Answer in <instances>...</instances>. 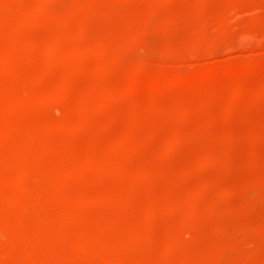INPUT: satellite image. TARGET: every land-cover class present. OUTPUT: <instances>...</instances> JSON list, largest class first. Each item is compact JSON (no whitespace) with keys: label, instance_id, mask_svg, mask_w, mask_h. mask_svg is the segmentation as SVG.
I'll return each mask as SVG.
<instances>
[{"label":"rangeland","instance_id":"1","mask_svg":"<svg viewBox=\"0 0 264 264\" xmlns=\"http://www.w3.org/2000/svg\"><path fill=\"white\" fill-rule=\"evenodd\" d=\"M4 1V0H3ZM13 0H11V2H12ZM42 1V2H41ZM59 1V2H58ZM61 1V2H60ZM80 2V1H82V6H83V4L84 3H89L90 1H92V0H56V2L55 3H53L52 2V4H50L51 6H49L48 5V8L47 9H49L48 11H53V13L54 12H57V14H59V13H62V14H65V16H64V19H57V21H54V20H56V19H54L53 20V18L54 17H52V20H49L50 22L52 21L53 23H48V20H47V17H48V19H49V17H51V16H49V15H46V16H44V17H46V18H44V22H42V23H44L45 25H42L41 24V26H44V27H41V28H39V27H36L35 29H34V27L33 26H31L32 27V29L30 30L29 28H30V26H27V27H29V28H27V27H25L24 26V24H23V22L21 21V20H17V21H21V23H19V22H17V21H13L14 23H15V25L14 24H7V23H5L4 21L2 22L1 21V25H3V27L1 26L0 28H3V29H5L6 31H9L8 33H11V35H12V33H17L18 31L20 32V36H21V34H22V36H23V38L25 39V43L26 44H24L25 46H24V48H22V49H18L19 47H17V49H16V47H15V45H17V44H15V43H13V41H15L16 39H13V38H15V37H13L12 38V36H11V38H9V37H6L5 35H1V32H0V47H1V45H3L1 48H0V59H1V62H0V86L2 87V88H4L3 90H8V89H10V88H13L14 87V85L15 86H19V88L18 87H14V90H15V88L16 89H19L18 90V95H24L25 94V96H26V93H29V92H31V93H33L34 91H35V93L36 92H42L41 90L42 89H46L48 92H55L53 89H60L61 88V85L64 87V85L67 87H64V88H66L68 91H69V89H70V96L68 97V96H66V97H68L67 99H68V101L67 100H64V101H66L65 103L64 102H61V99H60V102H56V100L53 102L54 103V105H53V103L52 104H50V106H47V107H38V104H36L37 106H35V104L33 105H31V106H33V107H29V105H28V107H23V110L24 111H20V113H19V111H18V113H13L14 111L13 110H11V112L9 111V113H7L6 111L7 110H5L6 108H4V106H3V108H4V111L2 110V108H1V110H2V112L4 113V112H6L3 116H4V118H6L8 115H9V118L11 119L10 121L12 122V120H14V123L16 124V122L19 120L20 122H26V125H23V124H20L21 125V128L19 127V138L20 139H22L23 138V140H25L26 138H29V136H30V133H32V131H33V129L35 128V126H34V124H39V125H45L44 127L46 128V125H49L50 124V121H51V123L52 122H54V123H56L57 122V124H59V123H61L65 118L64 117H66V116H64V113L66 112L64 109H66V107H67V109L66 110H68L67 112V116L69 117V115H71L70 117H73L72 119H73V122H74V119H77L75 122H74V125L72 126V127H66V129L64 128V129H58V127L54 130V131H52L51 130V128H50V126H49V128H50V130L48 131V129H47V131H45L44 133H43V138H45V143H47L48 142V144H50V149H49V151H50V154L52 153V152H54V154L52 155L54 158H55V155L57 156L58 155V153L59 154H63V152H64V154L65 153H68L70 150V148H69V145H70V143H76V144H74V148H75V150H77L79 153H78V155H81V156H83L85 153H89L88 151H87V149L89 148H91V146H94L95 147V145L96 146H98V147H100V144H102L103 146L101 147V151L97 154V155H99V158H100V160L105 164V166H106V168H109L110 167V170L112 171V167H117V165H120V164H124V165H126V166H128V165H130V167L131 166H133L132 168H130L131 170H134L135 172L136 171H140V172H142L141 170H147V168L149 169V171L150 170H152L153 171V173L155 172V171H157V172H160V171H162L161 169H163L164 168V170L162 171L163 172V174H165L166 172H169V170L171 169V170H174L173 171V173H172V171H171V173L169 172V174L167 173L166 175H169V176H167L168 177V179L169 180H172V181H169L168 179H167V177H162L161 179H162V181L161 180H159V178L157 179V177L156 178H153V179H157V180H153L152 179V183H153V187H152V183H151V181L149 182V185L147 186V185H145V184H147V183H145V184H143V183H141V186L139 187V191H137V190H135L134 188V186H133V183L132 182H134V181H131V179H130V181L131 182H129V181H127V182H121L122 180H119V178L117 177V174H115V173H111V174H109V176H108V173H107V177H105L104 175L106 174H100V175H102V179H100V177L97 179V177L96 176H94L93 175V172H94V169L92 168H90V170L89 169H87L88 171H90V172H88V171H86V173L88 172L89 173V177H88V180H87V183H85V185L87 184V185H90V187H88L87 185L85 186L84 185V187L85 188H83V190H84V192L86 191V189H87V192H85L86 194L88 193V195H89V197H90V195H91V201L88 203V205L86 204L85 205V207L84 206H81V205H78V204H71V203H69L70 205H68V206H66L65 204H63V205H58V206H56V207H54L53 209H51V210H49L47 213L45 212V211H43V212H41L42 214V216L43 215H46L47 214V216H49V215H53V213L54 214H56V213H58V212H66V211H70V212H72L73 211V209H77V211H79V213L81 214V213H86V215H89L87 218L85 217V219L87 220V221H90V223H91V225H93L92 223L93 222H91V217L93 218V219H96V217H97V219L98 218H100V219H103L102 221H106V222H108L109 220V216H111L112 215V212H113V210L111 209H109L108 207L109 206H107V205H103V204H101V203H99V199L101 198H104L103 196L105 195H107V197H108V194L110 193V194H113L114 192L115 193H118V192H120L121 193V191L122 192H127L126 194H127V196L129 195V197H131V200L132 199H134V198H136L137 200H139L141 203H142V205L144 206L145 205V202L147 203V201L149 200V198H148V200H146V198L147 197H145V196H148L149 195V193H150V191L151 190H153L151 193H150V195L149 196H151L150 198H151V200H153L154 201V203H156V204H158V203H162V205H163V208L165 207V209H163V210H161L162 211V214H161V216L159 215V218H158V220H155L156 222H154L155 224H154V226H155V230L156 231H158V232H161L162 231V229H163V231L164 230H167L166 228H169L171 225L173 226L171 229H173V228H175V227H177L178 225L180 226L179 228H177V229H180L179 230V232L180 233H182V230L181 229H183V228H186L188 225H185V216H186V211H188V210H186L185 208H184V206H182V207H180V208H177L176 209V211H174L173 213L171 212V211H173L172 209V206L170 205V203H172V202H175L176 204H178V202L179 201H181V199L184 197V196H186V194L188 193V194H190L192 197H194V195H193V193H195V191H196V189L198 190V188H200V184L201 183H204V182H206V183H208V184H210V182L213 184V185H215V186H217L218 185V189L220 188L221 190H218V189H215V190H212V191H210V189H209V191H208V196L211 198V196L213 195V193L214 194H216V193H218V191H220L219 193H222L221 195L220 194H216L215 196H217V195H219L218 197H216L218 200L217 201H219V203L221 204V203H223V205H221L223 208L222 209H224V211H226V212H222V211H214V212H210L209 210V204H208V202L207 201H198V202H196V204L197 205H199V209H201L200 210V218H202L204 221H205V227H202V225H201V227H199V225L200 224H197L198 222L197 221H195V225H194V227L191 225V227H193L191 230H193V231H191L192 232V234L194 235V236H192V234H191V232H190V237H196L195 239H201V243H202V245H203V241L202 240H204V242H207V241H210V240H212V241H214L213 242V244L216 242V243H218V244H216L215 243V245H219V244H221V243H225V244H232L235 240H237V239H234V237L236 236V234H239V232H241L242 230V232H244V234L242 233V235H244L245 237H246V235H247V237H251L249 240H252V241H250L255 247H257V248H262V250L264 249V194L262 195V193H260V191L261 190H263L262 188H260L259 189V185L258 186H256L257 185V183L256 184H253V182H257V180H258V178L257 177H259L260 178V176H262V172H264V170H262L261 169V171H260V167H255V168H258L256 171H254V167L253 166H251V164L252 163H250V161H251V159H248L247 158V156H250V155H248V148H249V141H245L244 139H246L247 137H248V133H253V132H251V131H253L254 129H256L257 128V125H259V124H257V123H260L262 120L264 121V96H263V98H261V100H260V98L259 99H257V100H251L252 99V97H250V95H246V97H244V95L242 96V95H240L242 98H240L239 97V94H237V91L235 92V90H234V87H235V85H239V82L240 83H247V84H250V88L252 87V88H254V85L253 84H255V87L257 86V84H259L258 83V81H257V79L260 81V76H261V78L262 77H264V63H263V61H264V0H227V1H224L223 0V2H222V0H216V3H215V0H205L206 1V3H204L203 1L204 0H202V2L201 1H199V0H187V4H186V0H176V2H175V0H130V1H128V0H124L123 2H122V0H97V2L98 3H96V2H94V3H96L95 5H93V10H90L91 8H88L87 7V5H85V6H83L84 8L86 7V9H88V10H85V9H83V7H82V9L80 10V9H76L75 11H76V15H79L78 17L74 14V9L72 8L75 4H77L78 2ZM86 1V2H85ZM115 1H117V2H115ZM139 1V2H138ZM155 1V2H154ZM183 1H184V3H183ZM2 2V1H1ZM9 2H10V0H9ZM10 2V5L12 4L13 5V7H14V9L12 8V10H16V9H18L17 11H18V13H25L24 11H23V9H32L33 8V13H35V15H36V17H35V15H34V18H36V20H39V21H41V16L43 17V13H42V9L44 10V9H46L45 7H47L46 6V4H45V6H44V3H43V0H14L12 3ZM37 2V3H36ZM66 2V3H65ZM77 2V3H76ZM108 2V3H107ZM196 2H198V3H196ZM222 3V4H219V3ZM228 2V3H227ZM236 2V3H235ZM246 2V3H245ZM248 2V3H247ZM259 2V3H258ZM8 3V2H7ZM43 3V4H42ZM93 3V4H94ZM111 3V4H110ZM124 3V4H123ZM137 3V4H136ZM208 3V4H207ZM210 3L212 4V8H210ZM244 3V4H243ZM251 3V4H250ZM2 4V5H1ZM9 4V3H8ZM35 4H36V6H35ZM42 4V5H41ZM61 6H60V5ZM90 4V3H89ZM113 4V5H112ZM121 4V5H120ZM123 4V5H122ZM131 4V5H130ZM140 4H142V6H143V8H142V6L140 5ZM183 4H184V6H183ZM213 4H214V6H213ZM215 4H219V6H216L215 7ZM233 4V5H232ZM243 4V5H242ZM246 4H248V6L246 5ZM250 4V5H249ZM261 6H260V5ZM31 5H32V7H31ZM39 5H41V6H39ZM71 5V7H68V6H70ZM110 5V6H109ZM116 5V6H115ZM126 5V6H125ZM156 5V6H155ZM222 5H224V6H222ZM245 5L247 6V8H249V11H248V9L245 7ZM0 6H4L3 5V2L2 3H0ZM35 6V7H34ZM39 6V7H38ZM53 6V7H52ZM67 6V7H66ZM78 6H81V5H78ZM109 6V7H108ZM131 6H132V9H131ZM183 6V8H181ZM203 6V7H202ZM233 6V7H232ZM244 6V8H242ZM37 7V8H36ZM41 7V8H40ZM44 7V8H43ZM112 7V8H111ZM127 7V9H125ZM159 7V8H158ZM184 7H186V9L184 8ZM190 8V10H189V8ZM206 7V8H205ZM209 7V8H208ZM217 7H221V8H217ZM227 7V8H226ZM234 7H237V8H234ZM34 8H36V10L38 9L39 10V8L41 9V10H39L38 12V15H40L39 17H38V15H37V13H36V10L34 9ZM66 8V9H65ZM76 8V7H75ZM79 8V7H78ZM107 8V9H106ZM118 10H117V9ZM147 8V9H146ZM193 8H195V9H199V11L198 10H196L195 11V9H193ZM204 8V9H203ZM208 8V9H207ZM0 9H2V8H0ZM69 9L71 10V11H69ZM95 9V10H94ZM129 9V10H128ZM209 10V11H207V10ZM214 9V10H213ZM227 9V10H226ZM230 9H231V11H230ZM239 9H240V11H239ZM258 9V10H257ZM263 9V10H262ZM132 10V11H131ZM141 10V11H140ZM192 10H194V12L192 13ZM252 10V11H251ZM255 10V11H254ZM1 11V10H0ZM21 11V12H20ZM26 11V10H25ZM130 11V12H129ZM158 11H159V13H158ZM174 11V12H173ZM178 11V12H177ZM182 11V12H181ZM184 11V12H183ZM190 11V12H189ZM207 11V12H206ZM220 11V12H219ZM239 11V12H238ZM2 12L3 13H7V11H4L3 9H2ZM30 12H32V10L30 11ZM78 12V13H77ZM91 12V13H90ZM114 12V13H113ZM117 12H118V14H117ZM142 12V13H141ZM152 12V13H151ZM186 12H189V13H186ZM217 12V14H216V16H215V13ZM228 12V13H227ZM241 12V13H240ZM251 12V13H250ZM254 12V13H253ZM261 12H263V13H261ZM32 13V14H33ZM51 13V12H50ZM53 13H52V15H53ZM139 13V14H138ZM165 13V14H164ZM199 13V14H198ZM205 13V15H203V14ZM208 13V14H207ZM225 13V14H224ZM226 13H227V20H224V17H226ZM258 13V14H257ZM1 14V13H0ZM42 14V15H41ZM56 14V13H55ZM67 14V15H66ZM87 14V15H86ZM107 14V15H106ZM110 14V15H109ZM125 14V15H124ZM130 14V15H129ZM141 14V15H140ZM161 14H163L162 16H161ZM167 14V15H166ZM183 14V16H181V15ZM189 16H188V15ZM192 14V15H191ZM198 14V15H197ZM201 14V15H200ZM224 14V16H222ZM230 14V15H229ZM233 14V15H232ZM237 14V15H236ZM239 14V15H238ZM4 15V14H3ZM3 15L1 14V16L3 17ZM6 15V14H5ZM8 15V14H7ZM6 15V16H7ZM61 15V14H60ZM92 15V16H91ZM106 15V16H105ZM127 15H129V17L131 16V21H132V23H130V24H128L129 22H131L130 21V19H128L129 17L127 16ZM165 15V16H164ZM171 15V16H170ZM178 15V16H177ZM179 15H180V17H179ZM210 15H212V16H210ZM235 15V16H234ZM242 15V16H241ZM246 15V16H245ZM257 17H256V16ZM134 16H135V18H134ZM138 16V17H137ZM177 16V17H176ZM198 16H199V18H198ZM203 16H206V17H204L203 18ZM216 18H215V17ZM233 17V19H232V17ZM240 17V18H238V17ZM255 16V17H254ZM2 17H0V19H3ZM80 17V18H79ZM94 17V18H93ZM120 17V18H119ZM128 17V18H127ZM177 19H176V18ZM180 18V20H179V18ZM184 18V20L182 19V18ZM190 17L192 18V20L190 19ZM8 18V16L6 17V19H5V17H4V19H5V21L6 20H8L7 19ZM69 18V19H68ZM89 18V19H88ZM115 20H114V19ZM160 18V19H159ZM164 18V19H163ZM173 18V19H172ZM194 18V19H193ZM213 18V19H212ZM242 18V19H241ZM243 18H246V19H243ZM3 19V20H4ZM51 19V18H50ZM83 19V20H82ZM105 20V21H103V20ZM117 19V20H116ZM171 19H172V21H171ZM185 19H187L186 21H185ZM221 19H223V23L224 24H222L221 22H222V20ZM241 19V20H240ZM35 20V19H34ZM35 20V21H36ZM58 20H60V21H58ZM95 20V21H94ZM107 20V21H106ZM141 20V21H140ZM148 20V21H147ZM182 20V21H181ZM215 20V21H214ZM233 20H234V22H233ZM246 21V22H244V21ZM34 21V22H35ZM38 21V22H39ZM66 21V22H65ZM101 21V22H100ZM114 21V22H113ZM177 21V22H176ZM178 21H179V23H178ZM226 21V22H225ZM231 23H230V22ZM243 21V23L241 24V22ZM7 22V21H6ZM11 22V21H10ZM16 22L17 23H19L18 25H16ZM60 22H61V24H60ZM96 22V23H95ZM124 22V23H123ZM134 22V23H133ZM135 22L137 23V24H135ZM153 22V23H152ZM174 22V24H172ZM185 22V23H184ZM191 24H190V23ZM210 22V23H209ZM238 22L240 23V24H238ZM12 23V22H11ZM40 23V22H39ZM38 23V24H39ZM95 23V24H94ZM99 23V24H98ZM147 23V24H146ZM211 24V25H209V24ZM216 25H215V24ZM254 23H255V25H254ZM20 24H22L23 26H24V29H23V26L22 25H20ZM36 24V23H35ZM57 24V25H56ZM59 24V25H58ZM72 24V25H71ZM74 24H77L76 26L74 25ZM104 24V25H103ZM118 24H119V27H116V25L118 26ZM165 24L167 25V26H165ZM170 24V25H169ZM189 24V25H188ZM218 24V25H217ZM233 24V25H232ZM236 24V25H235ZM245 24H246V26H245ZM253 24V25H252ZM6 25V26H5ZM12 25V26H11ZM37 25V24H36ZM56 25V26H55ZM68 25V26H67ZM71 25V26H70ZM75 27H74V26ZM99 25H101V26H99ZM108 25V26H107ZM134 25H135V28H134ZM139 25V26H138ZM150 25V26H149ZM178 25V26H177ZM184 27H183V26ZM191 25V26H190ZM196 27H195V26ZM242 25V26H241ZM248 25V26H247ZM10 26H11V28H10ZM21 28H20V27ZM55 26V27H54ZM72 26L77 30L78 29V32L77 31H75L74 30V28H72ZM94 26V27H93ZM104 26V27H103ZM113 26H114V28H113ZM143 26V27H142ZM175 26H176V28H175ZM186 26V27H185ZM222 26H224V27H222ZM241 27V30H240V27ZM6 27V28H5ZM59 27V28H58ZM89 27V28H88ZM101 27V28H100ZM131 27V28H130ZM150 27V28H149ZM166 27H169V28H166ZM181 27V28H180ZM210 27V28H209ZM227 27V28H226ZM245 27V28H244ZM27 28V29H26ZM72 28V29H71ZM80 28L82 29V30H80ZM111 28H112V30H111ZM119 30H118V29ZM130 28V29H129ZM148 28V29H147ZM185 28H187V32H186V29ZM219 28V29H218ZM248 28V29H247ZM29 29V30H28ZM93 29H95V30H93ZM102 29V30H101ZM115 29V30H114ZM126 29H127V31H126ZM150 29H151V31H150ZM172 29V30H171ZM244 29H245V33H243L244 32ZM40 30H43V31H40ZM74 30V31H73ZM90 30H92V31H90ZM117 30V31H116ZM139 30V31H138ZM146 30V31H145ZM149 30V31H148ZM198 30V31H197ZM202 30V31H201ZM230 30V31H229ZM252 30V31H251ZM17 31V32H16ZM47 31V32H46ZM55 31V32H54ZM62 31V32H61ZM82 31V32H81ZM88 31V32H87ZM128 31H130V32H128ZM137 32V33H134V32ZM142 31V32H141ZM170 32V34H169V32ZM184 31V32H183ZM195 31V32H194ZM224 31V32H223ZM228 31V32H227ZM18 32V33H19ZM22 32V33H21ZM35 32V34H33ZM51 32V33H50ZM64 32V33H63ZM91 32V33H90ZM102 32V33H101ZM107 32V33H106ZM108 32H110V33H108ZM180 32V33H179ZM201 32L203 33L204 32V34H201ZM216 32H218V33H216ZM17 33V34H18ZM40 33V34H39ZM57 33V34H56ZM88 33V34H87ZM104 33H105V35H104ZM131 33V34H130ZM186 33H187V35H186ZM212 33V34H211ZM26 34V35H25ZM42 34H43V36H42ZM48 34H50L49 35V37H48ZM55 35V37H54V35ZM77 36H76V35ZM80 34V35H79ZM96 34V35H95ZM156 34V35H155ZM163 34V35H162ZM180 34V35H179ZM186 35V36H183V35ZM199 34V35H198ZM215 34V35H214ZM242 34V35H241ZM245 36H244V35ZM18 35V36H19ZM34 35V36H33ZM108 35V36H107ZM225 35V36H224ZM228 35V36H227ZM5 36V37H4ZM14 36V35H13ZM22 36L20 37L22 40H23V38H22ZM36 36H39V37H36ZM44 36H45V39H44ZM75 36V37H74ZM85 36V37H84ZM92 36V37H91ZM100 36H103V37H100ZM107 36V37H106ZM126 36V37H125ZM182 36H183V38H182ZM189 38H188V37ZM201 36H203V37H201ZM230 36V37H229ZM233 36V37H232ZM235 36V37H234ZM249 36V37H248ZM26 37V38H25ZM43 37V38H42ZM66 37H68V38H66ZM77 37V38H76ZM93 37H95L94 39H93ZM130 37H131V39H130ZM198 37V38H197ZM219 37V38H218ZM223 37V38H222ZM228 37V38H227ZM245 37V38H244ZM248 37V38H247ZM8 38V39H7ZM57 38H60V41H59V39L58 40H56ZM86 40H85V39ZM105 38H109L110 40H111V43H112V41H113V43L112 44H110V46L111 47H109V48H111L110 50H109V52H108V58H107V61L106 62H108L110 65H116V64H119V65H122L121 66V69L119 68V69H116V67H114L113 69H112V71L110 70V72H106V71H103V72H101V68H102V66H104L103 64H105L104 62H103V59H102V57L100 58V56L96 53V52H92V49H91V46H89V45H87V46H89L90 47V49L91 50H88V49H85L84 51H81V53L79 54V50H83V46H84V48L86 47V43H87V41L89 42L90 41V43L93 45V46H97V44L101 41V40H103V39H105ZM169 38V39H168ZM11 41H10V40ZM42 39V40H41ZM47 39V40H46ZM63 39V40H62ZM89 39V40H88ZM108 39V40H109ZM192 39V40H191ZM220 39H222V40H224V42L222 41V40H220ZM233 39V40H232ZM258 39V40H257ZM46 40V41H45ZM48 40H49V42L50 41H53L54 40V43L53 44H55V43H58V42H61V45H62V42H63V45H62V47L61 48H63L62 49V52H64V53H66V51L68 52V53H70V52H72L73 53V51H74V53H73V55L76 57L75 59H72V57H73V55L71 56V58L70 59H72L73 61H69V60H66V61H69L68 63H70V64H68L69 66L68 67H66V65H65V67H64V65H63V63L65 64V60H64V62L63 63H60V64H57V61H55L56 59H51L50 61H47V59H45V57L43 56V54H42V50H44L43 48H44V43L46 42V43H49L48 42ZM55 40H56V42H55ZM62 40V41H61ZM65 40H66V42H65ZM75 40V41H74ZM80 40V41H79ZM84 40H85V43H84ZM110 40H109V42H110ZM190 41V43L188 42V41ZM203 42H202V41ZM216 40V41H215ZM261 40V41H260ZM44 41V42H43ZM58 41V42H57ZM79 41V42H78ZM147 41V42H146ZM167 41V42H166ZM170 41V42H169ZM192 41V42H191ZM218 41V42H217ZM225 41H231L230 42V44H227V43H229V42H225ZM233 41V42H232ZM6 42V43H5ZM15 44L14 46H13V44ZM16 42V41H15ZM77 42V44H75ZM97 42V43H96ZM118 42V43H117ZM125 43V45H124V43ZM142 42V43H141ZM172 42V43H171ZM195 42V44H193ZM197 42V43H196ZM261 43V44H259V43ZM39 43V44H38ZM45 43V44H46ZM80 43V44H79ZM116 43V44H115ZM126 43H127V45H126ZM220 43V44H219ZM9 44V45H8ZM50 44V43H49ZM52 44V43H51ZM60 44V43H59ZM79 44V45H78ZM84 44V45H83ZM109 44V43H108ZM151 44V45H150ZM163 44V46H161ZM166 44V45H165ZM6 47H5V46ZM38 45H39V49H38ZM60 45V46H61ZM121 45H122V47H121ZM157 45V46H156ZM196 45V47H194ZM201 45V46H200ZM11 46V47H10ZM22 46V45H21ZM36 46V47H35ZM46 46V45H45ZM114 46V47H113ZM120 46V47H119ZM152 46V47H151ZM192 46V47H191ZM203 46V47H202ZM222 46V47H221ZM23 47V46H22ZM43 47V48H42ZM138 47V48H137ZM140 47V48H139ZM154 47V48H153ZM170 47V48H169ZM194 47V48H193ZM32 48V49H31ZM35 48V49H34ZM87 48V47H86ZM115 48H116V51H115ZM120 48V49H119ZM124 48V49H123ZM127 48V49H126ZM135 48V49H134ZM174 48V49H173ZM9 49H11V50H9ZM24 49V50H23ZM42 49V50H41ZM77 49H79V50H77ZM118 49H119V51H118ZM145 49V50H144ZM171 49V50H170ZM200 49V50H199ZM4 52H3V51ZM25 50H27L26 52H25ZM30 50V51H29ZM35 50V51H34ZM65 50V51H64ZM94 50H95V48H94ZM111 50H112V52H111ZM132 50V51H131ZM149 50L151 51V52H149ZM166 50V51H165ZM170 50V51H169ZM172 50H173V52H172ZM193 51V53L191 52V51ZM18 52V54L20 55H18V56H16V57H18L17 59V61L15 60V58H14V54L12 53V52ZM20 51V52H19ZM34 51V52H33ZM42 51V52H41ZM79 51V52H78ZM91 51V52H90ZM162 51V52H161ZM164 51V52H163ZM167 51L170 53L169 55H166V54H164V53H167ZM178 51V52H177ZM188 51V52H187ZM202 51V52H201ZM29 52H30V54H34L33 55V58H28L27 59V57H25V56H27L26 54H29ZM38 52V53H37ZM76 52H78V53H76ZM88 52V53H87ZM115 52H117V53H115ZM125 52V53H124ZM154 52V53H153ZM161 52V53H160ZM192 54H191V53ZM195 52H198V54L196 53L195 54ZM7 53H12L11 55H7ZM21 53V54H20ZM135 54V56H137V57H135L134 56V54ZM175 53V54H174ZM177 53V54H176ZM178 53H179V57L177 56L178 55ZM206 53V54H205ZM17 54V53H16ZM22 54H23V56H22ZM39 54V56H37ZM40 54H41V56H40ZM86 54V55H85ZM127 54H129L130 55V58H128V56L129 55H127ZM162 54V56H160ZM168 54V53H167ZM180 54H182V55H180ZM190 54V55H189ZM203 54V55H202ZM205 54V55H204ZM3 55V56H2ZM5 55H6V57H5ZM32 55H29L30 57L32 56ZM80 55V56H79ZM95 55V56H94ZM123 55H125V56H127V58L125 57V56H123ZM174 57H173V56ZM185 57H184V56ZM2 56V57H1ZM90 56H92L91 57V60H97V62L96 61H91V60H89L90 59ZM99 56V57H98ZM172 56V57H171ZM206 56V57H205ZM249 56V57H248ZM262 56V57H261ZM9 57H11L12 59H10ZM35 57V58H34ZM89 57V58H88ZM95 57V59H93ZM136 58V61L134 60L135 58ZM154 57V58H153ZM164 57V58H163ZM167 57V58H166ZM171 57V58H170ZM181 57H183V58H185V59H183V58H181ZM204 57V58H203ZM261 57V58H260ZM7 60H6V59ZM12 61V62H14V61H16V62H14V63H9L8 62V60L9 59ZM81 58V59H80ZM132 58H134V59H132ZM145 58V59H144ZM263 58V59H262ZM4 59V60H3ZM80 59V60H79ZM86 59V60H85ZM102 59V60H101ZM112 59V60H111ZM113 59H115V61H113ZM124 61H123V60ZM133 61H132V60ZM141 59V60H140ZM165 59H167V61L165 60ZM173 59V60H172ZM195 59V60H194ZM205 59V60H204ZM246 59V60H245ZM258 59V60H257ZM9 60V61H10ZM42 60V61H41ZM59 60V59H58ZM63 60V59H62ZM76 60V61H75ZM101 60V61H100ZM119 60V61H118ZM141 62H140V61ZM183 60H185V61H183ZM248 60V61H247ZM262 60V62H260ZM59 61H61V60H59ZM120 61H122V62H120ZM130 61V62H129ZM137 61L139 62L138 63V65H137ZM148 61V62H147ZM199 61V62H198ZM232 61V62H231ZM259 61V62H258ZM8 62V63H7ZM30 62V63H29ZM41 62V63H40ZM43 62V63H42ZM62 62V61H61ZM77 62V63H76ZM80 62H82V63H80ZM92 62V63H91ZM94 62V63H93ZM102 62V63H101ZM116 62V63H115ZM124 62H128L127 64L128 65H126V63H124ZM147 62V63H146ZM202 64H201V63ZM234 62H235V64H237L238 65V67H237V65H234ZM240 62V63H239ZM246 62V63H245ZM252 62V63H251ZM259 64H258V63ZM32 63V64H31ZM54 63V64H53ZM59 63V62H58ZM88 63V64H87ZM108 63H106L107 64V66L109 65ZM122 63H124V64H122ZM225 63V65H223ZM233 63V64H232ZM254 63V64H253ZM261 63H262V65H261ZM4 64L6 65V64H9V65H6V66H4ZM12 64V65H11ZM24 64V65H23ZM44 64V65H43ZM72 64V65H71ZM86 64V65H85ZM132 64V65H131ZM144 64V65H143ZM167 64V65H166ZM198 64H201V65H198ZM205 64H207V65H205ZM210 64V65H209ZM213 64H215V65H213ZM221 64V66H219ZM232 65V66H230V65ZM256 64V65H255ZM18 65V66H17ZM19 65H20V68H19ZM23 65V66H22ZM33 65V66H32ZM39 65V66H38ZM42 65V66H41ZM54 65V66H53ZM81 65V66H80ZM88 65H90V66H88ZM96 65H99V66H96ZM109 65V66H110ZM129 66V67H127V69H125V66ZM163 66L164 67V69L162 68V67H160V68H162V69H160L159 68V66ZM226 65H227V67H226ZM229 65V66H228ZM249 65V66H248ZM12 66H15V67H12ZM22 66V67H21ZM106 66V65H105ZM134 68H133V67ZM140 66H146V68L147 69H144L143 71L142 70H138L137 69V67L139 68ZM165 66H167V67H165ZM187 66V67H186ZM188 66H190V68L188 67ZM208 66V67H207ZM214 66H216V67H214ZM217 66L218 67H220V68H218L217 69ZM6 67V68H5ZM8 67H10V68H8ZM36 69H35V68ZM82 67V68H81ZM86 67V68H85ZM143 67V68H144ZM148 67H150V69L148 68ZM154 67H157L158 68V71H157V69L156 68H154ZM232 67V68H231ZM8 68V69H7ZM12 68H14L13 70H12ZM15 68H17V69H15ZM71 68V69H70ZM89 68V69H88ZM95 70H94V69ZM98 68V69H97ZM103 68H105L106 69V67H103ZM108 68V67H107ZM185 68V69H184ZM227 68V69H226ZM244 68V69H243ZM2 69V70H1ZM52 69V70H51ZM61 69V70H60ZM64 69V70H63ZM109 69H111V67H109ZM140 69V68H139ZM156 70V72L155 71H150V70ZM168 70V72H169V74H168V72L166 71V70ZM171 69V70H170ZM181 69V72L179 71V70ZM187 69H188V71H187ZM200 69V70H199ZM205 71H204V70ZM222 69V70H221ZM229 69V70H228ZM10 70V71H9ZM54 70V71H53ZM90 70V71H89ZM114 70V71H113ZM119 70V71H118ZM182 70L184 71V72H182ZM6 71H8L7 73H6ZM16 71H18V72H20V77H18V74L19 73H16L17 74V76H16V74L14 73V72H16ZM22 71V72H21ZM23 71H25V72H23ZM57 71V72H56ZM66 71V72H65ZM95 71V72H94ZM108 71V70H107ZM117 71V72H116ZM163 71V72H162ZM165 71V72H164ZM186 71V72H185ZM192 71V72H191ZM200 71V72H199ZM212 71V72H211ZM72 72V75L70 74ZM94 72V73H93ZM106 72V73H105ZM128 72L130 73V74H132V72H134V73H136L137 74V79L139 78V76L142 78V79H139V81L137 80V79H133V81H135V80H137L135 83L138 85L137 87H135L136 86V84L134 83V84H130L131 83V80H129L130 78H129V76H130V74L128 75ZM143 72V73H142ZM151 72V74H149ZM154 72H155V74H154ZM162 72V73H161ZM172 72V73H171ZM209 72H211V73H209ZM232 72V73H231ZM10 75H9V74ZM46 73V74H45ZM49 73V74H48ZM64 73V74H63ZM66 73H68V74H66ZM76 73V74H75ZM127 73V74H126ZM146 73V74H145ZM164 73H167L166 75V77L164 76L165 74ZM177 73V74H176ZM262 73V74H261ZM70 74V76H68ZM148 74V75H147ZM152 74H154V76L152 75ZM157 74H159V75H157ZM162 74H164L163 75V77L161 76ZM259 74H261V75H259ZM12 75V76H11ZM15 75V76H14ZM58 75V76H57ZM74 75V76H73ZM77 75V76H76ZM84 75V76H83ZM92 75H95V76H93L92 77ZM100 75V76H99ZM116 75V76H115ZM124 75H126V77L124 76ZM134 75V74H133ZM141 75H144V76H141ZM168 75H169V77H168ZM181 75V76H180ZM251 75V76H250ZM263 75V76H262ZM14 76V77H13ZM97 76H99V77H97ZM109 76H111V77H109ZM113 76V77H112ZM122 76H124V77H122ZM161 76V77H160ZM174 76V77H173ZM257 76L259 77V78H257ZM10 77V78H9ZM16 77V78H15ZM40 77V78H39ZM103 77V78H102ZM106 77V78H105ZM135 77V76H134ZM145 77H147V78H145ZM157 77V78H156ZM185 77V78H184ZM190 77V78H189ZM197 77V78H196ZM213 77V78H212ZM14 78V79H13ZM18 78V79H17ZM20 78V79H19ZM67 78V79H66ZM73 78V79H72ZM76 78V79H75ZM83 78V79H82ZM91 78V79H90ZM93 78V79H92ZM114 78V79H113ZM129 78V79H128ZM149 78V79H148ZM158 78L160 79L159 81H158ZM250 78V79H249ZM9 79V80H8ZM46 79V80H45ZM89 79V80H88ZM110 79V80H109ZM125 79V80H124ZM157 81H156V80ZM163 79V80H162ZM175 79V80H174ZM10 80H12V81H10ZM16 80V81H15ZM22 80V81H21ZM24 80V81H23ZM28 80V81H27ZM38 80V81H37ZM80 80V81H79ZM81 80H82V82H81ZM84 80V81H83ZM93 80V81H92ZM117 80V81H116ZM128 80V81H127ZM246 80V81H245ZM248 80V81H247ZM251 80V81H250ZM3 81V82H2ZM14 81V82H13ZM100 83H99V82ZM125 81V82H124ZM141 81V82H140ZM154 81V82H153ZM160 81H161V83H160ZM250 81V82H249ZM262 81V80H261ZM264 81V80H263ZM262 81V82H263ZM18 82V83H17ZM20 82V83H19ZM32 82V83H31ZM45 82V83H44ZM49 82V83H48ZM93 82V83H92ZM96 84H95V83ZM112 82V83H111ZM114 82V83H113ZM140 82V84H138ZM12 83H13V85H12ZM56 83V84H55ZM120 85H119V84ZM125 85H124V84ZM130 85H129V84ZM146 83V84H145ZM253 83V84H252ZM5 84H6V87H5ZM7 84H8V86H7ZM22 84V85H21ZM30 84V85H29ZM42 84H44V85H42ZM94 84V85H93ZM144 84V85H143ZM218 84V85H217ZM246 84V85H247ZM264 84V83H263ZM263 84H261L260 83V85H263ZM36 85V86H35ZM73 87H72V86ZM75 85V86H74ZM95 85H96V87H95ZM97 85H98V88L100 89L101 87L102 88H104L105 90L107 89V90H110L111 92H113V90H115L116 91V89H117V94H119L118 96L117 95H115V91L113 92V99L116 97V99H114V100H112V98H111V96L109 97L110 99H109V101L110 102H108L107 101V103H106V105H104L103 104V100H99V92H96V90H95V88H97ZM100 85V86H99ZM121 85H122V87H121ZM126 85H128V86H126ZM133 86V87H135L134 88V90L132 91L133 92V94H134V97L136 98V101L138 102V107H137V109H140L141 108V110H139L140 112L137 114V117H139V122H140V120H144L145 121V124H144V121H143V124L141 123V125H143L144 126V131L145 132H142L143 130V128H140V129H138L139 130V132L141 131L142 133H144L143 135L145 136V139L144 140H146L145 141V144L143 145V148H144V146H145V148H144V150H143V148H139L138 150H136V147L134 146V149H135V151L133 150V148L132 147H130V146H132V145H129V147L130 148H132V149H130L129 147H127L125 144V146L127 147V148H122V149H126L125 151L124 150H121L120 152V154H119V152H111L113 149L111 148L112 146H114L115 145V140H122V139H124L125 140V138H124V136H125V134L127 133V131H128V129H127V131H124V130H126V128H129L128 127V124H129V122H130V120L133 118L132 116H133V114H134V116L136 117V113H134L132 110H131V112L130 111H128L130 108L132 109V107H131V101H130V99H131V92H130V88H129V86ZM140 85V86H139ZM198 85V86H197ZM252 85V86H251ZM4 86V87H3ZM53 86V87H52ZM83 86V87H82ZM132 86H131V88H132ZM147 86H148V88H147ZM237 86L235 87V88H237ZM249 86V85H248ZM20 87H21V89H20ZM34 87V88H33ZM37 87V88H36ZM60 87V88H59ZM89 89H88V88ZM107 87V88H106ZM226 87H228V88H226ZM22 88H24V89H22ZM79 88V89H78ZM114 88V89H113ZM116 88V89H115ZM124 89V90H121V89ZM126 88H128V90L126 89ZM1 89V88H0ZM27 89H29V90H27ZM51 89L53 90V91H51ZM78 89V90H77ZM87 89V90H86ZM130 89V90H129ZM136 89V90H135ZM139 89V90H138ZM220 89V90H219ZM231 89V90H230ZM13 90V89H12ZM92 90V91H91ZM95 90V91H94ZM103 90V89H102ZM101 90V91H102ZM104 90V91H105ZM125 90H126V92H130V94H128V93H126L125 92ZM153 90V91H152ZM227 90V91H226ZM252 90V89H251ZM11 91V90H10ZM22 91V92H21ZM67 91V92H68ZM89 91H91L89 94L87 93V92H89ZM123 91V92H122ZM135 91V92H134ZM214 91V92H213ZM219 91V92H218ZM228 91H230V93L228 92ZM5 92V91H4ZM9 91H7V93H8ZM17 92V91H16ZM58 92V91H57ZM81 92V93H80ZM145 92V93H144ZM154 92H155V94H154ZM217 92L219 93V94H217ZM222 92V96L224 95V94H226V96L225 97H223V99H222V101H224V99L225 100H229L230 102L232 101V100H230V98L231 97H233L234 98V100L235 99H237V102H239V103H236L237 105H235V107H238V113H237V115L234 117L235 119V122H234V120H232L231 119V121H226V120H228L227 118H225L224 116H225V111L224 112H221V111H223V110H227V111H229L228 110V108L230 109V105L229 106H227L226 105V103H227V101L226 102H221V103H219V104H222V105H218V102H217V108H218V110H219V113L218 112H216V114L218 113L219 115H217V119H218V121H217V119H216V121H213L212 119H210V121L209 120H207L209 117V115L210 114H213L212 112H209L210 110L208 109V108H211V105H210V107H207L209 104H210V102L209 101H211V102H213V100H212V98H214V97H212V95H221L220 93ZM225 92V93H224ZM226 92H228L230 95H228V96H231V97H228L227 96V93ZM10 93V92H9ZM84 93H86L88 96H90V95H92V97L94 98V99H92L93 100V104H98L97 106H96V110H97V108L99 109V111L97 110V111H95L94 109V112H96V113H93L92 114V116H87L88 118H89V120L91 121V123L92 124H95V125H90L88 122H90V121H88L87 123L89 124V126H87V124H85L84 126H83V122H84V120H83V122L81 123H79L78 124V122L77 121H80V120H82V119H88V118H85V117H83V118H81V116L79 117L78 116V113H76V110H74L73 111V108H76V106H77V104H75L74 105V107H73V104H74V102L76 103L77 102V100H78V98L80 97V95H81V97H82V99H83V97L84 96H82ZM96 93V94H95ZM147 93H149V94H147ZM17 94V93H16ZM120 94H122V95H120ZM152 94H154V95H152ZM7 95V94H6ZM6 95H3L4 97L6 96ZM9 95V97L11 98V95H15L14 94V92H13V94H12V91H11V95L10 94H8ZM7 95V96H8ZM20 95V96H21ZM85 95V94H84ZM127 96L126 98L127 99H125V97L123 98V100H125V101H122L121 99V97L122 96ZM157 95V96H156ZM163 95V96H162ZM205 95H207L208 97V99H209V101H208V99L206 100V101H208L207 103H209V104H206V101H204L206 98H204L205 97ZM214 95V96H215ZM263 95H264V93H263ZM87 96V97H88ZM115 96V97H114ZM120 96V97H119ZM219 96H217V97H219ZM221 96V97H222ZM235 96H236V98H235ZM17 97V96H16ZM15 96H12V98H11V100L12 99H14L15 100V98H16ZM86 97V96H85ZM150 97H154L153 99H151V100H153V101H151L150 100ZM156 97V98H155ZM160 97V98H159ZM165 99H164V98ZM212 97V98H211ZM216 97V98H217ZM220 97V98H221ZM101 99H102V97H100ZM190 98V99H189ZM204 98V99H203ZM215 98V100L216 101H218V100H220V99H216ZM240 98V100L242 99V101H240V100H238ZM2 99H4V98H2ZM7 99V98H6ZM9 99V98H8ZM84 99H87V98H84ZM91 99V98H90ZM89 99V100H90ZM118 99V101L116 102L115 100H117ZM144 99H147V101H151L152 102V105H151V108L153 107L154 109H151L150 108V106H146L147 105V103H146V105L143 103L145 100ZM172 99H174V100H172ZM10 100V99H9ZM73 100H74V102H73ZM88 100V99H87ZM87 100H85L84 102L86 103V101ZM94 100H95V102H94ZM127 100V101H126ZM172 100V101H171ZM119 101H120V103H119ZM143 101V102H142ZM201 101V102H200ZM221 101V100H220ZM3 102H6V101H3ZM2 102V103H3ZM56 102V103H55ZM78 102H79V100H78ZM80 102H81V100H80ZM88 103H91V102H89V101H87ZM146 102V101H145ZM184 102V103H183ZM215 102V101H214ZM230 102H229V104H230ZM241 102H243V104H241ZM246 102V103H245ZM64 103V104H63ZM88 103H86V105H85V107L87 108L88 107ZM109 103V104H108ZM66 104V105H65ZM92 103H91V105H93ZM118 104V105H117ZM186 104L187 105H191V108L192 109H194L195 111L193 112L192 111V113H187L186 111H184V112H186L185 114H184V112H182L183 113V115L180 117V116H178V120L171 114V113H174V111L172 112L171 111V113L169 112L170 110H176L177 111V108H181V107H183L184 106V108L183 109H185L186 107ZM202 104V105H201ZM212 104H214V105H216V102L215 103H212ZM239 104V105H238ZM2 105V104H1ZM4 105H5V103H4ZM64 105V106H63ZM113 105V106H112ZM121 105V106H120ZM180 105V106H179ZM7 106V105H6ZM40 106V105H39ZM126 106V107H125ZM141 106H143V107H141ZM194 108H193V107ZM198 106H201V107H203V109L205 110V112H206V110H207V113L205 114V115H203V113H201L200 111H198V109H202V108H200V107H198ZM221 106H222V108H221ZM226 106V107H225ZM1 107V106H0ZM58 107V108H57ZM91 106H89V108H90ZM160 107V108H159ZM167 107V108H166ZM214 107V106H213ZM225 109H224V108ZM240 107V108H239ZM22 108V107H21ZM43 108V109H42ZM95 108V107H94ZM123 108V109H122ZM216 108V106L213 108V109H215ZM217 108L215 109V110H217ZM220 108H221V110H220ZM44 109H46V110H44ZM61 109H63V110H61ZM90 109H92V108H90ZM104 109H106L105 111H104ZM125 109V110H124ZM136 109V110H137ZM232 109V108H231ZM235 108L234 109H232V113L233 114H235L234 113V110H235V112L237 111ZM250 111H249V110ZM103 110V111H102ZM158 110V111H157ZM180 110V109H179ZM215 110H213V112L215 111ZM254 110V111H253ZM13 111V112H12ZM35 111V112H34ZM40 111V112H39ZM46 111V112H45ZM65 111V112H64ZM80 111V110H79ZM107 111V112H106ZM121 111H123V112H121ZM151 111V112H150ZM1 112V111H0ZM30 112V113H29ZM73 112H74V114H73ZM81 112V111H80ZM79 112V114L81 115L82 113H80ZM87 114H83V115H88V114H90L91 115V112H88V110H86L85 111ZM85 112H83V113H85ZM111 114H110V113ZM115 112V113H114ZM128 112V113H127ZM159 112V113H158ZM164 112L166 113V117H168V115H167V113H169V115L171 114V118L170 117H168L167 119L170 121L171 120V122H172V118H175V120H177L178 122H180V123H178V124H174V123H171V122H168V121H165V117L163 116V115H165L164 114ZM247 113L248 112V114H252L251 116L249 115L248 116V114H244V113ZM125 114V117H123V118H125V119H123L122 118V116H120L121 114ZM194 113V114H193ZM8 114V115H7ZM18 119H14V116ZM41 114V115H40ZM95 114V115H94ZM106 114V115H105ZM131 114H132V116H131ZM181 114V113H180ZM187 114H191V116H189V115H187ZM254 114V115H253ZM25 115V116H24ZM39 115V116H38ZM48 115H50V116H48ZM55 115V116H54ZM66 115V114H65ZM82 115V116H83ZM128 115V116H127ZM150 115H152V116H150ZM201 115V116H200ZM207 115V116H206ZM2 114L0 113V121L2 120ZM6 116V117H5ZM41 116H43V117H41ZM76 116H77V118H76ZM102 116V117H101ZM107 116V117H106ZM124 116V115H123ZM127 116V117H126ZM146 116V117H145ZM205 116V117H204ZM212 116V115H211ZM210 116V117H211ZM222 116V117H221ZM231 116H232V114H231ZM248 116V118H246ZM50 117V118H49ZM98 117V118H97ZM119 117H121V119H123V121L122 120H119ZM132 117V118H131ZM137 117H136V120H138L137 119ZM164 117V118H163ZM230 117V116H229ZM251 117V118H250ZM260 117V118H259ZM261 117H262V120H260L261 119ZM9 118L7 117L5 120H7V124L8 125H12V124H9L8 123V121H9ZM13 118V119H12ZM23 118H26V119H23ZM39 118V119H38ZM61 118V119H60ZM80 118V120H78ZM102 118V119H101ZM131 118V119H130ZM149 118V119H148ZM181 118V119H180ZM190 118V119H189ZM212 118V117H211ZM224 118H225V121H224ZM230 118H233V117H230ZM245 118L247 119V120H245ZM253 118H255V119H253ZM50 119V120H49ZM63 119V120H62ZM95 119V120H94ZM117 119V120H116ZM156 119V120H155ZM256 119H259L258 121L259 122H257V120ZM4 120V119H3ZM66 120V119H65ZM64 120V121H65ZM98 120V121H97ZM101 120V121H100ZM119 120V121H118ZM134 121H135V119H133ZM132 120V121H133ZM148 120V121H147ZM164 121V123H163V121H162V123L161 124H165V127L163 126V125H160V126H157L158 124H157V122H159V121ZM206 120V124L204 125V126H206L207 125V127L206 128H204V127H202L203 126V122ZM242 120V121H241ZM249 120V121H248ZM9 121V122H10ZM40 121V122H39ZM64 121H63V123H64ZM122 121V122H121ZM126 121V122H125ZM134 121L130 124V125H132L133 124V126H134ZM213 121V122H212ZM247 121H248V123H247ZM4 122V121H3ZM2 122V123H3ZM10 122V123H11ZM28 122V123H27ZM34 122V123H33ZM76 122H77V124H76ZM99 122H100V124H99ZM168 122V123H167ZM174 122V121H173ZM176 122V121H175ZM183 122H184V124H183ZM211 122L213 123V124H211ZM218 122V123H217ZM1 123V122H0ZM1 123V124H2ZM13 123V122H12ZM13 123V124H14ZM32 123V124H31ZM46 123V124H45ZM47 123H49V124H47ZM152 123H154V124H156V125H153L152 126ZM160 123V122H159ZM177 123V122H176ZM203 123V124H202ZM230 123V124H229ZM253 123V124H252ZM0 124V128L2 127L3 128V126ZM5 124V123H4ZM7 124H5V125H7ZM140 124V123H139ZM220 124V125H219ZM231 124H232V126H231ZM238 124V125H237ZM23 125V126H22ZM31 125V126H30ZM51 125V124H50ZM60 125H62V123L60 124ZM60 125H58L59 127H60ZM79 125V126H78ZM102 125V126H101ZM104 125V126H103ZM118 125V126H117ZM176 125V126H175ZM218 125V126H217ZM226 125V126H225ZM243 125V126H242ZM246 125H248V126H246ZM30 126V128L29 129H27V127H29ZM34 126V127H33ZM63 126V125H62ZM87 126V127H86ZM127 126V127H126ZM162 126V127H161ZM168 126V127H167ZM216 126V127H215ZM237 126V127H236ZM245 126V127H244ZM253 126V127H252ZM4 127H6V126H4ZM10 127V126H9ZM18 127V126H17ZM42 127V126H41ZM64 127V126H63ZM100 127V128H99ZM131 127V126H130ZM140 127V126H139ZM174 127V128H173ZM183 127V128H182ZM230 127H231V129H230ZM233 127H235V128H233ZM252 127V128H251ZM256 127V128H255ZM13 128V127H12ZM11 128V129H12ZM16 128V127H15ZM25 128V129H24ZM43 128V127H42ZM78 128V129H77ZM133 128V127H132ZM154 128H156V129H154ZM162 128H165V129H162ZM174 129V130H172L173 132L175 131H177V132H180L179 133V135H178V137L180 136H182V138L184 139H180V137H179V143H177L176 145V147H177V150L178 151H172V152H170V151H168V152H165V150H164V148H165V145H164V147H163V144H165L166 143V139L164 138V137H166V135L169 137V135L171 134V133H173L172 131H171V129ZM192 130H191V129ZM203 128V129H202ZM218 128V129H217ZM222 128V129H221ZM14 129V128H13ZM72 129V130H71ZM74 129V130H73ZM77 129V130H76ZM102 129V130H101ZM111 129H112V131H114V132H112L111 131ZM130 129V128H129ZM148 129H149V131H148ZM216 129V130H215ZM228 129V130H227ZM238 129V130H237ZM247 129V130H246ZM250 129V130H249ZM16 130V129H15ZM46 130V129H45ZM121 130V131H120ZM246 130V131H245ZM249 130V131H248ZM25 131H26V133H25ZM31 131V132H30ZM51 131V132H50ZM85 131V132H84ZM108 131V132H107ZM110 131V132H109ZM126 132V133H124V132ZM147 131L148 132H150L151 133V131H155V132H159V134H157V133H153V134H149V133H147ZM165 131V132H164ZM171 132V133H169V132ZM201 131V132H200ZM203 131H204V133H203ZM213 131V132H212ZM15 132V131H14ZM22 132V134L23 135H21L20 133ZM56 132H58V134H55ZM65 132V133H64ZM102 132V133H101ZM119 132V133H118ZM122 132H123V134H122ZM174 132V133H175ZM187 132V133H186ZM206 132V133H205ZM231 132V133H230ZM243 132V133H242ZM16 133H18V132H16ZM102 135H101V134ZM112 133V134H111ZM166 133V134H165ZM215 133V134H214ZM225 133V134H224ZM227 133H230V135H234L235 133H236V138H237V136L240 138V136L242 137V136H244L243 138L244 139H241L242 141L241 142H244L245 144H242V146H240V145H238V147L240 146V148H238V147H236L237 145H234V143L232 142L233 140H231V142H230V140H228L227 138L225 139V137L226 136H228L229 134H227ZM246 133H247V135H246ZM86 134V135H85ZM101 135V137H99L100 135ZM122 134V135H121ZM148 134V135H147ZM161 134V135H160ZM186 134V135H185ZM209 134H212V135H209ZM242 134V135H241ZM17 136H16V138H17V140L15 139V138H12V139H10V142L7 144V142L4 144V148L6 149H4L5 151H8L9 153H10V151H11V153L13 152V150H15V148L14 147H16L15 145L16 144H18V142H19V144H20V142L21 141H18V140H20L19 138H18V134H16ZM21 135V136H20ZM26 135V136H25ZM46 135H48V136H46ZM63 135V136H62ZM88 135V136H87ZM118 135V136H117ZM140 135H141V133H140ZM143 135H141L140 137H143ZM154 135V136H153ZM156 135V136H155ZM185 135V136H184ZM246 135V136H245ZM65 136V137H64ZM105 136V137H104ZM114 136L116 137V138H114ZM139 136V135H138ZM161 136V138H159V137ZM220 136V137H219ZM55 137V138H54ZM58 137V138H57ZM64 137V138H63ZM73 137V138H72ZM107 137V138H106ZM119 137H120V139H119ZM123 137V138H122ZM151 137V138H150ZM158 137V138H157ZM165 139V143L163 142V138ZM192 137V138H191ZM224 137V138H223ZM246 137V138H245ZM100 138V140L102 139L103 141H101L100 142V140H98ZM138 138V137H137ZM144 138V137H143ZM147 138H149V139H147ZM154 140H153V139ZM167 138V137H166ZM200 140H199V139ZM239 138H237V139H239ZM15 139V140H14ZM53 139V140H52ZM75 139V140H74ZM76 139H77V141H76ZM84 139V140H83ZM107 139H108V141L110 142H108L107 141ZM136 139V138H135ZM139 139V138H138ZM157 139V140H156ZM186 139V140H185ZM189 139V140H188ZM222 139V140H221ZM224 139H225V141H224ZM14 142H13V141ZM23 140H22V142L21 143H24L23 142ZM44 140V139H43ZM111 140H112V143H111ZM114 140V141H113ZM155 140H156V142H155ZM162 140V141H161ZM197 142H196V141ZM244 140V141H243ZM65 141V142H64ZM92 143V145H91V143ZM120 141H118L119 143H120ZM140 141H142V140H140ZM182 141V142H181ZM189 141V142H188ZM201 141V142H200ZM12 142H13V144H15L14 146L12 145ZM17 142V143H16ZM43 142V143H44ZM79 142V143H78ZM103 142H106V143H103ZM125 142H126V140H125ZM144 141H142L141 143H143ZM148 142V143H147ZM152 142H155V143H152ZM198 142H200V143H198ZM215 142H216V145H215ZM218 142H219V144H218ZM222 142V143H221ZM248 142V143H247ZM42 143V142H41ZM41 143H39V145L37 146V148L40 150L41 149V145L43 146V144H41ZM122 143V142H121ZM127 143V142H126ZM150 143V144H149ZM152 143V144H151ZM186 143H187V145H186ZM214 143V144H213ZM225 143V144H224ZM7 144V145H6ZM65 144H68V145H65ZM111 144H113V145H111ZM116 144H117V141H116ZM128 144V143H127ZM148 144V145H147ZM193 144V145H192ZM195 144H197V145H195ZM231 144H233L234 146H232ZM235 144H237L236 142H235ZM9 145H10V147H9ZM219 145V146H218ZM262 146L260 147V148H255V146H254V148H255V150H258L259 149V152H260V155H263V156H261L262 158H263V160H264V151H263V149H264V143L263 144H261ZM8 146V147H7ZM67 146V147H66ZM71 146V145H70ZM72 146H71V148H72ZM111 146V147H110ZM147 146H150V147H148L147 148ZM157 147L158 149H156L155 147ZM161 146V147H160ZM227 146H228V148H227ZM232 146V147H231ZM7 147V148H6ZM53 147H54V149H53ZM80 147V148H79ZM104 147V148H103ZM151 147H153V149L151 148ZM163 147V148H162ZM198 147H200V148H198ZM218 147V148H217ZM251 147H252V145H251ZM9 148V149H8ZM11 148V149H10ZM12 148H14V149H12ZM69 148V149H68ZM96 148V147H95ZM110 148L112 149L111 151H110ZM181 148V149H180ZM197 148V149H196ZM203 148V149H202ZM204 148H209V149H211L214 153H216L217 155H219V157H221V159L223 160V159H225L226 158V151H234V152H232V153H235V157H234V159H236V158H238V160H234V163L233 164H235V162H236V164L237 165H235L236 167V169L234 168V166L232 167L233 169H231L232 171L230 172V166L228 167L227 165H229V164H226L224 167H223V165L222 166H216V168L214 167H212V168H207V169H200V167H198L199 168V170H196L195 172V174H193V175H195V176H192L191 178H183V179H175V178H172L171 176H170V174H176L177 175V173L178 172H180L179 170H182V169H184L185 167L187 168V166H188V164H189V166L191 167V165L193 164L194 165V162H192V161H196V159L198 160L199 158H196V156L197 155H199L200 154V152H203L204 151ZM231 148H233V149H231ZM37 149V150H38ZM53 149V150H52ZM60 149H61V151H63L62 153L60 152ZM64 149V150H63ZM83 149V150H82ZM100 149V148H99ZM104 149V150H103ZM127 149H130L129 151H127ZM140 149H142V151L140 150ZM146 149V150H145ZM176 149V148H175ZM196 149V150H195ZM234 149H237V150H234ZM250 149V148H249ZM38 150V151H39ZM92 150V149H91ZM93 150H94V148H93ZM148 150V151H147ZM156 150H160L159 152L160 153H158V151H156ZM163 150V151H162ZM252 150H253V148H251V153H252ZM37 151V152H38ZM74 151V150H73ZM114 151V150H113ZM138 151V152H137ZM156 151V152H155ZM186 151H188V152H186ZM247 151V152H246ZM76 152V151H75ZM105 152H106V154H105ZM122 152H125V154H123ZM129 152H130V154H129ZM132 152V153H131ZM147 152V153H146ZM155 152V153H154ZM164 152V153H163ZM223 152H225L224 154H223ZM263 152V153H262ZM10 153V154H11ZM39 153V152H38ZM91 153H93V152H90V154ZM118 153V154H117ZM144 153H146V154H144ZM149 153H151V154H149ZM185 153H187V154H185ZM228 153V152H227ZM249 153H250V151H249ZM94 154V153H93ZM103 154V155H102ZM110 154H112V155H110ZM134 154V155H133ZM142 154V155H141ZM148 154V155H147ZM168 154H169V156H168ZM192 154V155H191ZM203 154V153H202ZM239 154V155H238ZM39 155L40 154H38V155H36L35 156V160H36V162L35 163H33V164H35L36 166H37V168H36V166H33V167H35V169L36 170H41L42 168H45V167H52L53 165L52 164H55V160L57 161V159L55 158L53 161H52V158H50L49 160H46V161H43V160H41L40 159V157H39ZM95 155V154H94ZM108 155V156H107ZM152 155V156H151ZM178 155V156H177ZM185 155V156H184ZM222 155V156H221ZM226 155V156H225ZM60 156H65V155H60ZM85 156V155H84ZM114 156H116V158L114 157ZM121 156V157H120ZM125 156V157H124ZM135 156V157H134ZM149 156H151V158L149 157ZM174 156H176V157H174ZM181 156V157H180ZM191 157L190 159L188 158V157ZM192 156H195V157H193L192 158ZM200 156V155H199ZM198 156V157H199ZM240 156V157H239ZM242 156H243V158H242ZM62 157V158H63ZM66 157V158H65ZM64 158H65V160H68L69 159V157H68V154L65 156ZM67 157H68V159H67ZM108 157V158H107ZM110 157H112V159L110 158ZM132 157V158H131ZM147 157V158H146ZM159 157V158H158ZM61 158V159H62ZM80 158V157H79ZM123 158V159H122ZM152 158H155V159H152ZM157 158V159H156ZM176 158V159H175ZM196 158V159H195ZM250 158V157H249ZM23 161H24V158H21ZM33 159V160H34ZM108 159H110L111 161L110 162H108ZM117 159V160H116ZM145 159V160H144ZM247 159H248V164L247 163H245V162H247ZM29 160V159H28ZM33 160H31L32 162H33ZM51 160V161H50ZM59 160V159H58ZM151 160H154V161H151ZM160 161L158 164H157V161ZM241 160V161H240ZM26 161V160H25ZM31 161H29L30 162V164L31 165H33L32 163H31ZM63 161V160H62ZM77 161H78V159H77ZM77 161H75V162H77ZM117 161V162H116ZM126 161V162H125ZM156 161V162H155ZM187 161V162H186ZM66 162V161H65ZM64 162V163H65ZM145 162V163H144ZM164 162V163H163ZM238 162H240V163H238ZM37 163V164H36ZM67 163H68V161H67ZM110 164V166L108 167V165ZM120 163V164H119ZM135 163V164H134ZM147 163V164H146ZM151 163H155L154 165L153 164H151ZM179 163V164H178ZM242 163H244V165H242ZM51 164V165H50ZM79 164V163H78ZM107 164V165H106ZM185 164H187V165H185ZM191 164V165H190ZM239 164V165H238ZM247 164V165H246ZM155 165H156V167H159V169L158 168H156L155 167ZM183 165H185L182 169H180V167H182ZM134 166H135V168H134ZM160 166H162V167H160ZM167 166V167H166ZM177 166V167H176ZM232 166V165H231ZM241 166H245V167H247V168H245L244 167V170H246V172L247 173H245V172H243L244 170L241 168ZM129 167V166H128ZM141 167V169H139V168ZM144 167V168H143ZM223 167V168H222ZM239 167L241 168V170H238L239 169ZM249 167V168H248ZM112 168V169H111ZM169 168V169H168ZM228 168V169H227ZM250 168H251V170H250ZM155 169H157V170H155ZM167 169H168V171H167ZM209 169V170H208ZM223 169V170H222ZM235 169V170H234ZM108 170V169H107ZM106 170V171H107ZM114 170H117V168L116 169H114ZM159 170V171H158ZM204 170V171H203ZM206 170H208V171H206ZM219 170V171H218ZM221 170H222V174H220L221 173ZM225 170V171H224ZM229 170V171H228ZM259 170V171H258ZM95 171H96V169H95ZM134 171H132L131 173H133ZM152 171H150V172H152ZM165 171V172H164ZM226 172V173H224V172ZM98 172V171H97ZM108 172H109V170H108ZM115 172V171H114ZM118 172V171H117ZM116 172V173H117ZM144 172H148V171H144ZM161 172V173H162ZM175 172V173H174ZM206 172H208V173H206ZM216 172H218V173H216ZM227 172H229V174L227 173ZM255 172H257V173H255ZM110 173V172H109ZM243 173V174H242ZM261 173V174H260ZM114 174L116 175V176H114ZM224 174V175H223ZM252 174V175H251ZM39 175V174H38ZM38 175H36V176H34V177H31L30 178V180H29V183H31V181L34 183V184H32L33 186H35L36 187V185H38L40 182L39 181H41V179L38 177ZM97 175V174H96ZM227 175H229V176H227ZM248 175H250V176H248ZM93 176H94V178H93ZM99 176V175H98ZM104 176V177H103ZM165 176V175H164ZM214 176H216V178L214 177ZM220 177V179L218 178V177ZM222 176V177H221ZM239 176H240V178H239ZM255 176V177H254ZM118 179H117V178ZM170 177V178H169ZM197 177V178H196ZM254 177V178H253ZM40 180H39V179ZM163 178H164V180H163ZM207 178V179H206ZM215 178V181L213 182V179ZM218 178V179H217ZM251 178V179H250ZM96 179L98 180V182L96 181ZM116 179V180H115ZM224 179V180H223ZM255 179V180H254ZM34 180V181H33ZM93 180H95V181H93ZM168 180V181H167ZM82 181V180H81ZM105 181V182H104ZM126 181V180H125ZM158 181H160V182H158ZM219 181V182H218ZM80 182V181H79ZM79 182L77 183V181H74V182H71L72 184H71V189L72 190H74V189H79V188H81L79 185H76V184H79ZM101 182V183H100ZM200 182V183H199ZM84 183V182H83ZM92 183H93V185H96L95 187L97 188H95L94 190H92L91 188H94L93 187V185H92ZM96 183V184H95ZM104 183V184H103ZM109 183V184H108ZM114 183V184H113ZM116 183V184H115ZM159 183V184H158ZM166 183H167V186L165 187V185H166ZM170 183L171 184H174V186L176 187V189H175V191H173L174 190V188H173V190H171V187H168L169 185H170ZM218 183V184H217ZM81 184H82V182H81ZM98 184H100V185H98ZM122 184V185H121ZM135 184V183H134ZM169 184V185H168ZM190 184H191V186H190ZM192 184H193V186H192ZM220 184V185H219ZM238 184V185H237ZM6 184H4V185H2V187L0 188V204L2 203L3 205H1V208L3 207V208H6V209H10L9 208V206H10V202H11V199L13 198V196L14 195H16V194H18L19 193V189H18V187H17V185H15V187H14V189H13V185H6ZM73 185V186H72ZM103 185V186H102ZM111 186V188H110V186ZM113 185V186H112ZM140 185V183L138 184V186ZM143 185V186H142ZM151 185V186H150ZM156 185V186H155ZM223 187H222V186ZM237 185V186H236ZM243 185V186H242ZM1 186V185H0ZM70 186V185H69ZM77 186H79L78 188H75V187H77ZM138 186H136V187H138ZM149 186L150 187H152V188H149ZM196 186V187H195ZM220 186V187H219ZM230 186V187H229ZM239 186L241 187V189L239 188ZM245 186V187H244ZM253 186H255V187H253ZM9 187V188H8ZM73 187V188H72ZM108 187V188H107ZM134 187V188H133ZM148 187V188H147ZM163 187V188H162ZM226 187V189L224 190V189H222V188H225ZM124 188H125V190H124ZM141 188V189H140ZM143 188V189H142ZM147 188V189H146ZM168 188V189H167ZM183 188V189H182ZM195 188V189H194ZM216 188V187H215ZM228 188V189H227ZM234 188V189H233ZM68 189H70V187H68ZM111 189V190H110ZM133 189L135 190L134 192H133ZM149 189V190H148ZM151 189V190H150ZM230 189H232L231 190V192H233V190H237V192L236 191H234L233 193H231L232 194V197H227L226 195H225V192L224 191H226V193H227V191L228 190H230ZM101 190V191H100ZM113 190V192H111ZM127 190V191H126ZM145 190V191H144ZM147 190L149 191L148 192V195H147ZM168 190V191H167ZM216 190H217V192H216ZM222 190H223V192H222ZM240 190V191H239ZM243 190L245 191V192H243ZM62 190H59V192H61ZM99 191V192H98ZM117 191V192H116ZM155 191V192H154ZM250 191H252V193L250 192ZM257 191V192H256ZM9 193V196H8V193ZM11 192V193H10ZM73 192V191H72ZM83 192V193H84ZM94 192V193H93ZM98 192V193H97ZM135 192H138L137 193V196H135L136 195V193ZM184 194H183V193ZM197 192V191H196ZM213 192V193H212ZM262 192V191H261ZM264 192V191H263ZM64 193H69L68 192V190L67 189H65L64 190ZM71 193V192H70ZM94 195V197L92 196V194ZM96 193V194H95ZM102 194V195H100L99 196V194ZM140 193V194H139ZM169 193V194H168ZM178 193V194H177ZM192 193V194H191ZM212 193V194H211ZM256 193V194H255ZM258 193H260V195H262V197L261 196H256ZM7 194V195H6ZM98 194V195H97ZM135 194V195H134ZM188 194H187V196H188ZM224 194V195H223ZM13 195V196H12ZM182 195H183V197H182ZM245 195V196H244ZM254 195V196H253ZM97 196V197H96ZM111 196V195H110ZM224 196V197H223ZM229 196H230V194H229ZM214 196H212V198H213ZM227 197V198H226ZM234 197V198H233ZM236 197V198H235ZM242 197H244V199L242 198ZM251 197L253 198V199H251ZM255 197V198H254ZM257 197V198H256ZM166 198V199H165ZM215 198V197H214ZM221 198V199H220ZM225 198V199H224ZM229 198V199H228ZM245 198H247V200L248 201H252V202H256V206L255 207H257V208H255V207H250V209H253V208H255L254 210H250L249 208H248V210L245 208V209H242V208H244V207H242V205H241V201L242 202H244L245 201ZM135 199V200H136ZM223 199V200H222ZM232 199V200H231ZM194 200H196V199H194ZM193 200V201H194ZM227 202H226V201ZM244 200V201H243ZM134 201V200H133ZM156 201V202H155ZM161 201V202H160ZM197 201V200H196ZM223 201V202H222ZM233 201V202H232ZM167 203V204H166ZM174 203V204H175ZM202 203V204H201ZM225 203H227V204H225ZM239 203H240V207H238L239 206ZM195 204V203H194ZM195 204V205H196ZM219 204V205H220ZM141 205V204H140ZM140 206L139 207V209L138 210H140L141 209V211H144L143 210V206ZM158 205H160V204H158ZM196 205V206H197ZM205 205H206V207H205ZM208 205V206H207ZM226 205V206H225ZM263 205V206H262ZM5 206V207H4ZM12 206H13V204L11 205V211L13 210V208H12ZM71 206V207H70ZM76 206V207H75ZM167 206H171L170 208H167ZM203 206H204V208H203ZM234 206V207H233ZM65 207V208H64ZM68 207H70V208H68ZM96 207H98L97 208V210H96ZM104 207V208H103ZM146 207V206H145ZM144 207V209H146ZM162 207V206H161ZM208 207V208H207ZM226 207V208H225ZM246 207H248V206H246ZM262 207V208H261ZM62 208H63V210H62ZM89 210H88V209ZM231 208V209H230ZM235 208H237V209H235ZM238 208H239V210H238ZM67 209V210H66ZM103 209V210H102ZM107 209V210H106ZM162 209V208H161ZM168 210L167 212L165 211V210ZM179 209V210H178ZM203 209H205L206 211H203ZM241 209H242V211H241ZM93 210V211H92ZM138 210H137V212H138ZM160 210V209H159ZM234 210H237V211H234ZM244 210V211H243ZM257 210V211H256ZM261 210V211H260ZM81 211V212H80ZM90 211H91V213H90ZM102 211V212H101ZM104 211V212H103ZM135 211H136V209H135ZM146 211V210H145ZM145 211L142 213L141 212V215L139 216H137V212H135L134 213V211H133V209L131 210V209H129V212H128V214L126 215V217L127 216H129V217H131V216H134V218H136V217H138V219L137 220H139V222L141 223V221L142 222H146V220H145V218H144V215L143 214H145ZM161 211H158V212H160L161 213ZM164 211V212H163ZM94 212V213H93ZM175 212H177V213H175ZM202 212V213H201ZM206 212V213H205ZM230 212V213H229ZM241 212V213H240ZM249 212H251L252 214L251 215H249L250 213ZM259 212L261 213V215H263V216H261V215H259ZM43 213H45V214H43ZM106 213V214H105ZM109 213V214H108ZM120 213H122V212H120ZM166 213V214H165ZM170 213V214H169ZM176 215H175V214ZM208 213V214H207ZM222 213H224L223 215H222ZM227 213V214H226ZM229 213V214H228ZM231 213L233 214V217L231 216ZM102 214V215H101ZM114 212H113V215L112 216H114ZM140 214V213H139ZM157 215H158V213H156ZM165 214V215H164ZM167 214H168V216H167ZM173 214V215H172ZM202 214V215H201ZM204 214H206V215H204ZM210 214V215H209ZM100 215V216H99ZM123 215H124V213H122V216H120L119 214L117 215V220H120V221H122L123 222V219L124 218H126L125 217V215H124V218H123ZM164 215V216H163ZM217 215H220V216H217ZM225 215V216H224ZM237 215V216H236ZM170 216H171V219H170ZM212 216V217H211ZM217 217V219L220 221V219H221V221L220 222H222V224L221 225H223V227H226V226H228V229L230 230H240L238 233H236V234H233V232H234V230L232 231V233H231V231L229 232L228 231V234L230 233V235H229V238L231 237H233V239H229L228 238V236H221V237H218V236H213L214 235V226L216 227V225H218V224H220L219 223V221L216 219V217ZM223 216V217H222ZM228 216V217H227ZM261 216V217H260ZM89 217H90V219H89ZM108 217V218H107ZM166 217V218H165ZM167 217H169V218H167ZM181 217V218H180ZM205 217V218H204ZM208 217H209V219H208ZM233 219H232V218ZM253 217H254V219H253ZM112 218H114V217H111L110 219H112ZM122 218V219H121ZM160 218H161V220H160ZM97 220L98 222H99V225L102 223V221L101 220ZM156 219V218H155ZM170 219V220H169ZM173 219V220H172ZM202 219H201V221H200V223H202ZM235 219V220H234ZM141 220V221H140ZM234 220V221H233ZM255 220V221H254ZM101 221V222H100ZM167 221V222H166ZM174 221V222H173ZM224 221V222H223ZM231 221V224L229 223ZM233 221V222H232ZM94 222L96 223V220H94ZM160 222V223H159ZM207 222V223H206ZM214 222H215V224H214ZM235 222V223H234ZM263 222V223H262ZM140 223H138V224H140ZM158 223V224H157ZM164 223V224H163ZM232 223H234V225H232ZM87 224L89 225V222H87ZM146 224V223H145ZM163 226H162V225ZM174 224H176L175 225V227H174ZM178 224V225H177ZM187 224V223H186ZM211 224V225H210ZM231 226H230V225ZM238 224V225H237ZM140 225H142V224H140ZM157 225H159L160 227H162V228H160L159 226H157ZM167 225V226H166ZM182 225V226H181ZM207 225H209V226H207ZM225 225V226H224ZM96 226V225H95ZM143 226H146V225H144L143 224ZM185 226V227H184ZM220 226V225H219ZM218 226V227H219ZM259 226V227H258ZM90 227V226H89ZM97 227V226H96ZM141 227V226H140ZM182 227V228H181ZM197 227V228H196ZM198 227H199V229L200 230H198L199 232H197V229H198ZM210 227V229H208V228ZM213 227V228H212ZM230 227V228H229ZM233 227V228H232ZM235 227H237V228H235ZM246 227V228H245ZM250 227V228H249ZM30 227L28 226V230H30L29 229ZM207 228V229H206ZM227 228V227H226ZM91 229H93V227L91 228ZM171 229H168L169 231L171 230ZM196 229V230H195ZM216 229V228H215ZM227 229V230H228ZM263 229V230H262ZM168 230L166 231V232H168ZM184 230L186 231V233L188 234L189 232H187L188 230H186V229H183V235H182V237H180V238H182V239H184L183 240V242L185 241V237H187L186 239H188V236L187 235H184V234H186V233H184ZM213 230V231H212ZM249 231L248 232V234H247V231ZM252 230V231H251ZM77 231V233L79 232V230H76ZM75 231V232H76ZM162 231V232H163ZM205 231V232H204ZM194 232V233H193ZM196 232H197V234H196ZM251 232V233H250ZM240 233V234H241ZM261 233V234H260ZM164 234H165V232L164 233H161L160 235L157 233V237H159V238H162L163 236H164ZM211 234H212V236H211ZM240 234L239 235H237L236 236V238L239 236L240 238L241 237H243V238H245L244 236H240ZM256 234V235H255ZM162 235V236H161ZM181 235V234H180ZM199 235H201V237L199 236ZM258 235V236H257ZM208 236V237H207ZM199 237V238H198ZM255 237V238H254ZM262 239H261V238ZM207 238V239H206ZM213 238V239H212ZM255 239V240H254ZM258 240V241H257ZM211 241V242H212ZM231 241V242H230ZM181 242H182V240H181ZM181 243V245L180 246H184V245H186V247L184 246V248H179V249H181V251L183 250V251H185V250H187V251H185L184 253H186V252H190L191 250L193 251H191L192 253V255H195V256H197L198 255V257H199V255L202 253L201 251H202V248H203V251H207L208 250V248L210 249V248H212L213 247V244L211 245V242H207L205 245H204V247L203 246H201L200 244H197L198 246H199V249H198V247H197V245H196V247H197V249L196 248H193L192 246L194 245V244H192L190 247H191V249H189L190 247H188L189 246V244L186 242V244H184V243ZM262 242V243H261ZM210 243V244H209ZM261 244V245H258V244ZM183 244V245H182ZM187 244H188V246H187ZM208 245V246H207ZM1 244H0V249H1ZM202 248H201V247ZM205 246H207L206 248H207V250L205 249L204 250V248H205ZM3 247V246H2ZM17 247V248H16ZM188 247V248H187ZM193 248V249H192ZM201 248V249H200ZM260 248V249H261ZM18 249V250H17ZM247 249V248H246ZM246 249L244 248V246H243V249H241V252L242 253H244V252H246ZM9 250H11V252L12 253H15L14 251H19L20 250V247L18 248V246H15V247H13L12 246V248H10ZM201 250V251H200ZM261 250V251H262ZM180 251V252H181ZM183 251H182V253H183ZM259 251V252H257L256 254L258 255V254H260V255H258V257L259 258H257V256L254 258V263L255 262H257L256 264H259V262L261 263V262H263L264 263V251ZM160 253V252H159ZM183 253V254H184ZM198 253H200V254H198ZM205 253V252H204ZM203 253V254H204ZM148 254H151V253H148ZM148 254H147V256H148ZM202 254V255H203ZM131 255V254H130ZM133 256H132V258L133 257H135L134 256V254H132ZM160 255V254H159ZM143 256L145 257L146 256V254L144 253L143 254ZM146 256V257H147ZM151 256V255H150ZM150 256H148V257H150ZM194 256V257H195ZM201 256V255H200ZM145 257V258H146ZM126 258L127 259H131L130 258V256H128L127 257V255L126 256H122V259H118V261H120L119 263H123L124 261L123 260H125V262L127 261L126 260ZM262 258V259H261ZM262 260V261H261ZM175 261V263H176V260H174L173 259V262ZM124 262V263H125ZM216 262H218V261H216ZM215 262V263H216ZM174 263V264H175ZM214 263V261L211 263V264H215ZM251 263V262H250ZM263 263H261V264H263ZM217 264V263H216ZM218 264H219V262H218ZM245 264V263H244Z\"/></svg>","mask_w":264,"mask_h":264},{"label":"bare ground","instance_id":"2","mask_svg":"<svg viewBox=\"0 0 264 264\" xmlns=\"http://www.w3.org/2000/svg\"><path fill=\"white\" fill-rule=\"evenodd\" d=\"M3 2V7L2 6H0V8H2L4 11H7V13H3L2 12V9H0L1 11H0V13L3 15V17L1 16V14H0V17H2L3 19H4V17H5V19H6V17L8 16V20H6L5 21V19L3 20V19H0V25H1V21L3 22H5V23H7V24H14L15 25V21H17V20H21L22 22H23V24H24V26L25 27H27V26H30V28L29 27H27V28H29L30 30L32 29V27L31 26H33L34 27V29L36 28V27H39V28H41V27H44V26H41V24L42 25H45L44 23H42V22H44L43 20H44V18H46V17H44V16H46V15H49V16H51V17H49V19H48V17H47V20H48V23H53L52 21L50 22L49 20H52V17H54L53 18V20L54 19H56V20H54V21H57V19H64V16H65V14H62V13H59V14H57V12H54L53 13V11H48L49 9H47L48 8V5L49 6H51L50 4H52V2L53 3H55L56 2V0H43V3H44V6H45V4H46V6L47 7H45L46 9H40L42 6V4L41 5H39V6H41L40 8H39V10H41L42 11V13L44 14L43 15V17L41 16V21H39V20H36V18H34V15H35V13H33V8L32 9H23V11L25 12V13H18V9H16V10H12V8L14 9V7H13V1L11 2V0H10V2L12 3L11 5H10V2H9V0H0V3H2ZM32 1V0H31ZM68 1V0H67ZM88 1V0H87ZM124 0H122V2H123ZM128 1H130V0H128ZM158 1V0H157ZM169 1V0H168ZM191 1V0H190ZM193 1V0H192ZM199 1H201L202 2V0H199ZM207 1V0H206ZM206 1L204 0L203 2L204 3H206ZM224 1H227V0H224ZM234 1V0H233ZM240 1V0H239ZM257 1V0H256ZM259 1V0H258ZM9 4H8V3ZM42 2V1H41ZM59 2V1H58ZM61 2V1H60ZM78 2V1H77ZM76 2V3H77ZM86 2V1H85ZM94 2H96V3H98L97 2V0H92V1H90L89 3H84L83 4V6H85V5H87V7L88 8H91L90 10H93V5H95L96 3H94ZM115 2H117V1H115ZM131 2V1H130ZM139 2V1H138ZM155 2V1H154ZM175 2H176V0H175ZM186 2V4H187V0L185 1ZM222 2H223V0H222ZM37 3V2H36ZM66 3V2H65ZM94 3V4H93ZM108 3V2H107ZM183 3H184V1H183ZM196 3H198V2H196ZM215 3H216V0H215ZM219 3V2H218ZM228 3V2H227ZM236 3V2H235ZM246 3V2H245ZM248 3V2H247ZM259 3V2H258ZM111 4V3H110ZM124 4V3H123ZM122 4V5H123ZM137 4V3H136ZM208 4V3H207ZM219 4H222V3H219ZM219 4L217 5V4H215V7L216 6H219ZM244 4V3H243ZM242 4V5H243ZM251 4V3H250ZM249 4V5H250ZM2 5V4H1ZM60 5V4H59ZM78 5H81V6H78ZM113 5V4H112ZM121 5V4H120ZM131 5V4H130ZM141 6H142V4H140ZM233 5V4H232ZM247 6H248V4H246ZM245 5V7L247 8V6ZM260 5V4H259ZM35 6H36V4H35ZM34 6V7H35ZM38 6V7H39ZM61 6V5H60ZM82 1H80V2H78L77 4H75L72 8L74 9V11L77 9H82ZM110 6V5H109ZM108 6V7H109ZM116 6V5H115ZM126 6V5H125ZM156 6V5H155ZM183 6H184V4H183ZM183 6L181 7V8H183ZM213 6H214V4H213ZM222 6H224V5H222ZM261 6V5H260ZM31 7H32V5H31ZM53 7V6H52ZM67 7V6H66ZM68 7H71V5L70 6H68ZM76 7V8H75ZM79 7V8H78ZM203 7V6H202ZM225 7V6H224ZM233 7V6H232ZM37 8V7H36ZM36 8H34L35 10H36ZM44 8V7H43ZM112 8V7H111ZM142 8H143V6H142ZM159 8V7H158ZM185 9H186V7H184ZM189 8V7H188ZM206 8V7H205ZM209 8V7H208ZM207 8V9H208ZM210 8H212V4L210 3ZM217 8H221V7H217ZM227 8V7H226ZM234 8H237V7H234ZM242 8H244V6L242 7ZM66 9V8H65ZM83 9H85V10H88V9H86V7L84 8L83 7ZM107 9V8H106ZM117 9V8H116ZM125 9H127V7L125 8ZM131 9H132V6H131ZM147 9V8H146ZM193 9H195V8H193ZM204 9V8H203ZM206 9V10H207ZM248 9V11H249V8H247ZM264 9V8H263ZM262 9V10H263ZM26 10V11H25ZM32 10V12H30ZM38 9L36 10V13H37V15H38V11H39ZM95 10V9H94ZM118 10V9H117ZM129 10V9H128ZM189 10H190V8H189ZM196 10H198L199 11V9H195V11ZM210 10V9H209ZM209 10H207V11H209ZM214 10V9H213ZM227 10V9H226ZM258 10V9H257ZM69 11H71L70 9H69ZM132 11V10H131ZM141 11V10H140ZM206 11V12H207ZM230 11H231V9H230ZM239 11H240V9H239ZM238 11V12H239ZM252 11V10H251ZM255 11V10H254ZM21 12V11H20ZM51 12V13H50ZM130 12V11H129ZM174 12V11H173ZM178 12V11H177ZM182 12V11H181ZM184 12V11H183ZM190 12V11H189ZM189 12H186V13H189ZM194 12V10H192V13ZM200 12V11H199ZM220 12V11H219ZM33 13V14H32ZM52 13H53V15H52ZM56 13V14H55ZM78 13V12H77ZM91 13V12H90ZM114 13V12H113ZM142 13V12H141ZM152 13V12H151ZM158 13H159V11H158ZM228 13V12H227ZM227 13H226V17H224V20H227L226 18H227ZM241 13V12H240ZM251 13V12H250ZM254 13V12H253ZM261 13H263V12H261ZM7 16H6V15ZM61 14V15H60ZM74 14L76 15V11L74 12ZM117 14H118V12H117ZM139 14V13H138ZM160 14V13H159ZM165 14V13H164ZM199 14V13H198ZM197 14V15H198ZM203 14V13H202ZM208 14V13H207ZM216 14H217V12L215 13V16H216ZM225 14V13H224ZM224 14L222 15V16H224ZM258 14V13H257ZM42 15V14H41ZM67 15V14H66ZM87 15V14H86ZM107 15V14H106ZM105 15V16H106ZM110 15V14H109ZM125 15V14H124ZM130 15V14H129ZM129 15H127L128 17H129ZM141 15V14H140ZM163 14H161V16H162ZM167 15V14H166ZM181 15V14H180ZM180 15H179V17H180ZM188 15V14H187ZM192 15V14H191ZM201 15V14H200ZM203 15H205V13L203 14ZM230 15V14H229ZM233 15V14H232ZM237 15V14H236ZM239 15V14H238ZM40 15H38V17H39ZM77 17L79 16V15H76ZM92 16V15H91ZM165 16V15H164ZM171 16V15H170ZM178 16V15H177ZM176 16V17H177ZM181 16H183V14L181 15ZM189 16V15H188ZM210 16H212V15H210ZM214 16V17H215ZM235 16V15H234ZM242 16V15H241ZM240 16V17H241ZM246 16V15H245ZM256 16V15H255ZM254 16V17H255ZM35 17H36V15H35ZM127 17V18H128ZM138 17V16H137ZM175 17V18H176ZM178 17V18H179ZM204 17H206V16H203V18ZM232 17V16H231ZM238 17V16H237ZM240 17H238V18H240ZM257 17V16H256ZM51 18V19H50ZM80 18V17H79ZM94 18V17H93ZM120 18V17H119ZM131 18V16L128 18V19H130ZM134 18H135V16H134ZM182 18V17H181ZM198 18H199V16H198ZM216 18V17H215ZM36 21H35V20ZM43 19V20H42ZM69 19V18H68ZM89 19V18H88ZM114 19V18H113ZM160 19V18H159ZM164 19V18H163ZM173 19V18H172ZM172 19H171V21H172ZM177 19V18H176ZM183 20H184V18H182ZM190 19L192 20V18L190 17ZM194 19V18H193ZM213 19V18H212ZM232 19H233V17H232ZM242 19V18H241ZM240 19V20H241ZM243 19H246V18H243ZM83 20V19H82ZM103 20V19H102ZM115 20V19H114ZM117 20V19H116ZM179 20H180V18H179ZM187 19H185V21H186ZM222 20V24H224L223 23V19H221ZM12 23H11V22ZM14 21V22H13ZM21 21H17V22H19V23H21ZM35 21V22H34ZM40 23H39V22ZM58 21H60V20H58ZM95 21V20H94ZM103 21H105V20H103ZM107 21V20H106ZM130 21H131V19H130ZM141 21V20H140ZM148 21V20H147ZM182 21V20H181ZM215 21V20H214ZM244 21V20H243ZM243 21L241 22V24L243 23ZM16 22V25H18L19 23H17ZM66 22V21H65ZM101 22V21H100ZM114 22V21H113ZM177 22V21H176ZM226 22V21H225ZM230 22V21H229ZM233 22H234V20H233ZM244 22H246V21H244ZM37 25H36V24ZM39 23V24H38ZM96 23V22H95ZM94 23V24H95ZM124 23V22H123ZM130 23H132V21L131 22H129L128 24H130ZM134 23V22H133ZM153 23V22H152ZM178 23H179V21H178ZM185 23V22H184ZM190 23V22H189ZM210 23V22H209ZM208 23V24H209ZM231 23V22H230ZM60 24H61V22H60ZM99 24V23H98ZM135 24H137L136 22H135ZM147 24V23H146ZM172 24H174V22L172 23ZM191 24V23H190ZM215 24V23H214ZM238 24H240L239 22H238ZM20 25H22V24H20ZM39 25V26H38ZM57 25V24H56ZM55 25V26H56ZM59 25V24H58ZM72 25V24H71ZM70 25V26H71ZM75 26L77 25V24H74ZM73 25V26H74ZM104 25V24H103ZM170 25V24H169ZM189 25V24H188ZM209 25H211V24H209ZM216 25V24H215ZM218 25V24H217ZM233 25V24H232ZM236 25V24H235ZM253 25V24H252ZM254 25H255V23H254ZM2 27H3V25H1ZM0 26V27H1ZM6 26V25H5ZM12 26V25H11ZM11 26H10V28H11ZM23 26V25H22ZM21 26V27H22ZM24 26H23V29H24ZM36 26V27H35ZM54 26V27H55ZM68 26V25H67ZM72 26V28H74ZM99 26H101V25H99ZM108 26V25H107ZM139 26V25H138ZM150 26V25H149ZM165 26H167L166 24H165ZM178 26V25H177ZM183 26V25H182ZM191 26V25H190ZM195 26V25H194ZM242 26V25H241ZM245 26H246V24H245ZM248 26V25H247ZM20 27V26H19ZM20 27V28H21ZM94 27V26H93ZM104 27V26H103ZM116 27H119V24H118V26L116 25ZM143 27V26H142ZM184 27V26H183ZM186 27V26H185ZM196 27V26H195ZM222 27H224V26H222ZM240 27V26H239ZM6 28V27H5ZM26 28V29H27ZM59 28V27H58ZM71 28V29H72ZM89 28V27H88ZM101 28V27H100ZM113 28H114V26H113ZM131 28V27H130ZM129 28V29H130ZM134 28H135V25H134ZM150 28V27H149ZM166 28H169V27H166ZM175 28H176V26H175ZM181 28V27H180ZM210 28V27H209ZM227 28V27H226ZM245 28V27H244ZM28 29V30H29ZM83 29V28H82ZM81 28H80V30H82ZM118 29V28H117ZM148 29V28H147ZM186 29V32H187V28H185ZM219 29V28H218ZM248 29V28H247ZM33 30V29H32ZM74 30L75 31H77L78 32V29L76 30L75 28H74ZM73 30V31H74ZM84 30V29H83ZM93 30H95V29H93ZM102 30V29H101ZM111 30H112V28H111ZM115 30V29H114ZM119 30V29H118ZM172 30V29H171ZM240 30H241V27H240ZM40 31H43V30H40ZM90 31H92V30H90ZM117 31V30H116ZM126 31H127V29H126ZM139 31V30H138ZM146 31V30H145ZM149 31V30H148ZM150 31H151V29H150ZM198 31V30H197ZM202 31V30H201ZM230 31V30H229ZM252 31V30H251ZM0 32H1V35H5L6 37H9L10 35H11V33H8L9 31H6L5 29H3V28H0ZM17 32V31H16ZM19 32V31H18ZM17 32V33H18ZM47 32V31H46ZM55 32V31H54ZM62 32V31H61ZM82 32V31H81ZM88 32V31H87ZM128 32H130V31H128ZM142 32V31H141ZM169 32V31H168ZM184 32V31H183ZM195 32V31H194ZM224 32V31H223ZM228 32V31H227ZM17 33H12V38L13 37H15V38H13V39H16L15 41H13V43H15V44H17V45H15V44H13L12 42V44H13V46L15 45V47L17 46V47H19L18 49L20 50V49H22V48H24V44H26L24 41H25V39L23 38V36H22V34H21V36H22V38H23V40L20 38L21 36L19 35L20 34V32L17 34ZM22 33V32H21ZM51 33V32H50ZM64 33V32H63ZM91 33V32H90ZM102 33V32H101ZM107 33V32H106ZM108 33H110V32H108ZM134 33H137L136 31L134 32ZM180 33V32H179ZM188 33V32H187ZM187 33H186V35H187ZM216 33H218V32H216ZM243 33H245V29H244V32ZM33 34H35V32L33 33ZM40 34V33H39ZM57 34V33H56ZM88 34V33H87ZM131 34V33H130ZM169 34H170V32H169ZM201 34H204V32L202 33L201 32ZM212 34V33H211ZM14 35V36H13ZM19 35V36H18ZM26 35V34H25ZM49 35L50 34H48V37H49ZM54 35V34H53ZM76 35V34H75ZM78 35V34H77ZM76 35V36H77ZM80 35V34H79ZM96 35V34H95ZM104 35H105V33H104ZM156 35V34H155ZM163 35V34H162ZM180 35V34H179ZM183 35V34H182ZM186 35H183V36H186ZM199 35V34H198ZM215 35V34H214ZM242 35V34H241ZM244 35V34H243ZM4 36V37H5ZM11 36L9 37V38H11ZM34 36V35H33ZM42 36H43V34H42ZM108 36V35H107ZM106 36V37H107ZM183 36H182V38H183ZM225 36V35H224ZM228 36V35H227ZM245 36V35H244ZM36 37H39V36H36ZM54 37H55V35H54ZM75 37V36H74ZM85 37V36H84ZM92 37V36H91ZM100 37H103V36H100ZM126 37V36H125ZM188 37V36H187ZM190 37V36H189ZM188 37V38H189ZM201 37H203V36H201ZM230 37V36H229ZM233 37V36H232ZM235 37V36H234ZM249 37V36H248ZM247 37V38H248ZM26 38V37H25ZM43 38V37H42ZM66 38H68V37H66ZM77 38V37H76ZM95 37H93V39H94ZM198 38V37H197ZM219 38V37H218ZM223 38V37H222ZM228 38V37H227ZM245 38V37H244ZM8 39V38H7ZM44 39H45V36H44ZM59 39V41H60V38H57L56 40H58ZM85 39V38H84ZM109 38H105V39H103V40H101L98 44H97V46H93L91 43H90V41L88 42L87 41V43H86V47L84 48V46H83V50H79V49H77V50H79L78 52H79V54L81 53V51H84L85 49H88V50H91L92 49V52H96L99 56H100V58L102 57V59H103V62L105 63L106 61H107V58H108V52H109V50L111 49V48H109V47H111L110 46V44H112L113 43V41H112V43H111V40H110V42H109V40H108ZM130 39H131V37H130ZM169 39V38H168ZM10 40V39H9ZM42 40V39H41ZM47 40V39H46ZM45 40V41H46ZM56 40H55V42H56ZM63 40V39H62ZM61 40V41H62ZM86 40V39H85ZM85 40H84V43H85ZM89 40V39H88ZM192 40V39H191ZM220 40H222V39H220ZM233 40V39H232ZM258 40V39H257ZM11 41V40H10ZM75 41V40H74ZM80 41V40H79ZM78 41V42H79ZM188 41V40H187ZM202 41V40H201ZM216 41V40H215ZM223 42H224V40H222ZM261 41V40H260ZM44 42V41H43ZM48 42H49V40H48ZM58 42V41H57ZM65 42H66V40H65ZM147 42V41H146ZM167 42V41H166ZM170 42V41H169ZM189 43H190V41H188ZM192 42V41H191ZM203 42V41H202ZM218 42V41H217ZM226 43L227 42H229V41H225ZM231 42V41H230ZM230 42L229 43H227V44H230ZM233 42V41H232ZM6 43V42H5ZM46 43V42H45ZM44 43V50H42L41 52H42V54H43V56L45 57V59H47V61H50L51 59L53 60V59H56L55 61H57V64H60V63H63L64 62V60L66 61V60H69L70 58H71V56L73 55V53H74V51H73V53L72 52H70V53H68L67 51H66V53H64V52H62V49L63 48H61L62 47V45H63V42H62V45H61V42H58V43H55V44H53L54 43V40L53 41H50L49 43H46L45 44ZM52 43V44H51ZM60 43V44H59ZM90 45H89V44ZM97 43V42H96ZM109 43V44H108ZM118 43V42H117ZM124 43V42H123ZM142 43V42H141ZM172 43V42H171ZM197 43V42H196ZM259 43V42H258ZM39 44V43H38ZM75 44H77V42L75 43ZM80 44V43H79ZM78 44V45H79ZM116 44V43H115ZM193 44H195V42L193 43ZM220 44V43H219ZM259 44H261V43H259ZM9 45V44H8ZM23 47H22V46ZM46 45V46H45ZM61 45V46H60ZM87 45H89V46H91V49H90V47L89 46H87ZM124 45H125V43H124ZM126 45H127V43H126ZM151 45V44H150ZM166 45V44H165ZM3 45H1V47H2ZM5 46V45H4ZM157 46V45H156ZM161 46H163V44L161 45ZM201 46V45H200ZM0 47V48H1ZM6 47V46H5ZM11 47V46H10ZM17 47H16V49H17ZM36 47V46H35ZM114 47V46H113ZM120 47V46H119ZM121 47H122V45H121ZM152 47V46H151ZM192 47V46H191ZM194 47H196V45L194 46ZM193 47V48H194ZM203 47V46H202ZM222 47V46H221ZM40 47H39V45H38V49H39ZM94 48H95V50H94ZM138 48V47H137ZM140 48V47H139ZM154 48V47H153ZM170 48V47H169ZM17 49V50H18ZM32 49V48H31ZM35 49V48H34ZM120 49V48H119ZM119 49H118V51H119ZM124 49V48H123ZM127 49V48H126ZM135 49V48H134ZM174 49V48H173ZM9 50H11V49H9ZM24 50V49H23ZM145 50V49H144ZM171 50V49H170ZM169 50V51H170ZM200 50V49H199ZM3 51V50H2ZM27 50H25V52H26ZM30 51V50H29ZM35 51V50H34ZM33 51V52H34ZM65 51V50H64ZM115 51H116V48H115ZM132 51V50H131ZM166 51V50H165ZM191 51V50H190ZM194 51V50H193ZM193 51H191L192 53H193ZM4 52V51H3ZM20 52V51H19ZM78 52H76V53H78ZM85 52V51H84ZM91 52V51H90ZM111 52H112V50H111ZM120 52V51H119ZM149 52H151L150 50H149ZM162 52V51H161ZM160 52V53H161ZM164 52V51H163ZM172 52H173V50H172ZM178 52V51H177ZM188 52V51H187ZM190 52V53H191ZM202 52V51H201ZM13 54H14V58H15V60L17 61L18 59V57H16V56H18L19 54H18V52L16 51V52H12ZM11 53V54H12ZM17 53V54H16ZM38 53V52H37ZM83 53V52H82ZM81 53V54H82ZM88 53V52H87ZM113 53V52H112ZM115 53H117V52H115ZM125 53V52H124ZM154 53V52H153ZM168 53V54H167ZM167 53H164V54H166V55H169L170 53L167 51ZM191 53V54H192ZM198 54V52H195V54ZM10 53H7V55H11ZM12 54V55H13ZM21 54V53H20ZM134 54V53H133ZM175 54V53H174ZM177 54V53H176ZM206 54V53H205ZM204 54V55H205ZM11 55V56H12ZM16 55V56H15ZM27 56H25V57H27V59L29 58H33V55L32 54H30V52H29V54H26ZM29 55H32L31 57L29 56ZM86 55V54H85ZM127 55H129V54H127ZM180 55H182V54H180ZM190 55V54H189ZM203 55V54H202ZM3 56V55H2ZM1 56V57H2ZM20 56V55H19ZM22 56H23V54H22ZM37 56H39V54L37 55ZM40 56H41V54H40ZM80 56V55H79ZM95 56V55H94ZM98 56V57H99ZM123 56H125V55H123ZM134 56H135V54H134ZM138 56V55H137ZM137 56H135V57H137ZM160 56H162V54L160 55ZM173 56V55H172ZM171 56V57H172ZM178 57H179V53H178V55H177ZM184 56V55H183ZM5 57H6V55H5ZM91 57L92 56H90V59L89 60H91ZM126 58H127V56H125ZM134 57V58H135ZM170 57V58H171ZM174 57V56H173ZM185 57V56H184ZM206 57V56H205ZM249 57V56H248ZM262 57V56H261ZM260 57V58H261ZM10 59H12L11 57H9ZM8 58V59H9ZM35 58V57H34ZM76 57L73 55V57H72V59H75ZM89 58V57H88ZM128 58H130V55L128 56ZM134 58H132V59H134ZM154 58V57H153ZM164 58V57H163ZM167 58V57H166ZM181 58H183V57H181ZM204 58V57H203ZM6 59V58H5ZM9 59V60H10ZM28 59V60H29ZM61 60V61H59V60ZM63 59V60H62ZM72 59H70L69 61H73ZM81 59V58H80ZM79 59V60H80ZM93 59H95V57L93 58ZM101 59V60H102ZM109 59V58H108ZM131 59V60H132ZM145 59V58H144ZM183 59H185V58H183ZM263 59V58H262ZM4 60V59H3ZM7 60V59H6ZM8 60V62L9 63H14V62H16V61H14V62H12L11 60L9 61ZM51 60V61H52ZM86 60V59H85ZM100 60V61H101ZM112 60V59H111ZM123 60V59H122ZM135 61H136V58L134 59ZM141 60V59H140ZM139 60V61H140ZM166 61H167V59H165ZM173 60V59H172ZM195 60V59H194ZM205 60V59H204ZM246 60V59H245ZM258 60V59H257ZM42 61V60H41ZM69 61H66L65 62V64L63 63V65H64V67H65V65H66V67H68L69 65L68 64H70V63H68ZM76 61V60H75ZM91 61H96L97 62V60H91ZM113 61H115V59H113ZM119 61V60H118ZM124 61V60H123ZM133 61V60H132ZM183 61H185V60H183ZM248 61V60H247ZM0 62H1V59H0ZM7 62V63H8ZM18 62V61H17ZM53 62V61H52ZM59 62V63H58ZM120 62H122V61H120ZM130 62V61H129ZM141 62V61H140ZM148 62V61H147ZM146 62V63H147ZM199 62V61H198ZM232 62V61H231ZM259 62V61H258ZM257 62V63H258ZM260 62H262V60L260 61ZM30 63V62H29ZM41 63V62H40ZM43 63V62H42ZM77 63V62H76ZM80 63H82V62H80ZM92 63V62H91ZM94 63V62H93ZM102 63V62H101ZM106 63H108V62H106ZM103 64L104 66H102V70H101V72H103V71H106V72H110V70L112 71V69L114 68V67H116V69H121V66L122 65H119V64H116L115 66L113 65H110L109 63V65L107 66V64ZM116 63V62H115ZM124 63H126V62H124ZM124 63H122V64H124ZM128 63V62H127ZM126 63V65H128ZM138 61H137V65H138ZM201 63V62H200ZM240 63V62H239ZM246 63V62H245ZM252 63V62H251ZM263 63H264V61H263ZM32 64V63H31ZM54 64V63H53ZM88 64V63H87ZM202 64V63H201ZM201 64H198V65H201ZM233 64V63H232ZM254 64V63H253ZM259 64V63H258ZM6 65H9V64H6ZM5 64H4V66H6ZM12 65V64H11ZM24 65V64H23ZM22 65V66H23ZM44 65V64H43ZM72 65V64H71ZM86 65V64H85ZM106 65V66H105ZM132 65V64H131ZM144 65V64H143ZM167 65V64H166ZM205 65H207V64H205ZM210 65V64H209ZM213 65H215V64H213ZM223 65H225V63L223 64ZM230 65V64H229ZM228 65V66H229ZM234 65H237V64H235V62H234ZM256 65V64H255ZM261 65H262V63H261ZM18 66V65H17ZM21 66V67H22ZM33 66V65H32ZM39 66V65H38ZM42 66V65H41ZM54 66V65H53ZM81 66V65H80ZM88 66H90V65H88ZM96 66H99V65H96ZM125 66V65H124ZM139 66V65H138ZM159 66V65H158ZM219 66H221V64L219 65ZM230 66H232V65H230ZM249 66V65H248ZM12 67H15V66H12ZM103 67H106V69L105 68H103ZM108 67V68H107ZM109 67H111V69H109ZM127 67H129V66H125V69H127ZM133 67V66H132ZM144 66H140L139 68L137 67V69L138 70H144V69H147L146 68V66L143 68ZM160 67H162L163 69H164V67L163 66H159V68ZM165 67H167V66H165ZM187 67V66H186ZM189 68H190V66H188ZM208 67V66H207ZM214 67H216V66H214ZM226 67H227V65H226ZM237 67H238V65H237ZM6 68V67H5ZM8 68H10V67H8ZM7 68V69H8ZM19 68H20V65H19ZM35 68V67H34ZM82 68V67H81ZM86 68V67H85ZM134 68V67H133ZM149 69H150V67H148ZM154 68H156L157 69V71H158V68L157 67H154ZM162 68H160V69H162ZM218 68H220V67H218L217 66V69ZM232 68V67H231ZM14 68H12V70H13ZM15 69H17V68H15ZM36 69V68H35ZM71 69V68H70ZM89 69V68H88ZM94 69V68H93ZM98 69V68H97ZM115 69V68H114ZM185 69V68H184ZM227 69V68H226ZM244 69V68H243ZM2 70V69H1ZM52 70V69H51ZM61 70V69H60ZM64 70V69H63ZM95 70V69H94ZM108 70V71H107ZM166 70V69H165ZM171 70V69H170ZM179 70V69H178ZM200 70V69H199ZM204 70V69H203ZM222 70V69H221ZM229 70V69H228ZM10 71V70H9ZM54 71V70H53ZM90 71V70H89ZM114 71V70H113ZM119 71V70H118ZM150 71H155L156 72V70H150ZM167 72H168V70H166ZM180 72H181V69L179 70ZM187 71H188V69H187ZM205 71V70H204ZM8 71H6V73H7ZM22 72V71H21ZM23 72H25V71H23ZM57 72V71H56ZM66 72V71H65ZM95 72V71H94ZM93 72V73H94ZM105 72V73H106ZM117 72V71H116ZM155 72H154V74H155ZM163 72V71H162ZM161 72V73H162ZM165 72V71H164ZM182 72H184L183 70H182ZM186 72V71H185ZM192 72V71H191ZM200 72V71H199ZM212 72V71H211ZM211 72H209V73H211ZM15 74L16 73H19L18 74V77H20V72H18V71H16V72H14ZM143 73V72H142ZM172 73V72H171ZM232 73V72H231ZM9 74V73H8ZM46 74V73H45ZM49 74V73H48ZM64 74V73H63ZM66 74H68V73H66ZM71 75H72V72L70 73ZM70 74L68 75V76H70ZM76 74V73H75ZM127 74V73H126ZM130 73L128 72V75H129ZM134 74V75H133ZM146 74V73H145ZM149 74H151V72L149 73ZM154 74H152L153 76H154ZM165 74V75H164ZM164 74H162L161 76L163 77V75L166 77L167 75V73H164ZM168 74H169V72H168ZM177 74V73H176ZM262 74V73H261ZM261 74H259V75H261ZM10 75V74H9ZM148 75V74H147ZM156 75V74H155ZM157 75H159V74H157ZM12 76V75H11ZM15 76V75H14ZM13 76V77H14ZM16 76H17V74H16ZM58 76V75H57ZM74 76V75H73ZM77 76V75H76ZM84 76V75H83ZM93 76H95V75H92V77ZM100 76V75H99ZM99 76H97V77H99ZM116 76V75H115ZM125 77H126V75H124ZM124 76H122V77H124ZM135 76V77H134ZM141 76H144V75H141ZM160 76V77H161ZM181 76V75H180ZM251 76V75H250ZM263 76V75H262ZM109 77H111V76H109ZM113 77V76H112ZM131 77V78H130ZM168 77H169V75H168ZM174 77V76H173ZM10 78V77H9ZM16 78V77H15ZM21 78V77H20ZM19 78V79H20ZM40 78V77H39ZM103 78V77H102ZM106 78V77H105ZM130 78V79H129ZM129 80H131V83L130 84H134L137 80L139 81V79H142L140 76H139V78L137 79V74L136 73H134V72H132V74H130V76H129ZM137 79V80H135V81H133V79ZM145 78H147V77H145ZM157 78V77H156ZM185 78V77H184ZM190 78V77H189ZM197 78V77H196ZM213 78V77H212ZM257 78H259L258 76H257ZM1 79V78H0ZM14 79V78H13ZM18 79V78H17ZM67 79V78H66ZM73 79V78H72ZM76 79V78H75ZM83 79V78H82ZM91 79V78H90ZM93 79V78H92ZM114 79V78H113ZM149 79V78H148ZM250 79V78H249ZM260 81L257 79V81H258V83L259 84H257V86L255 87V84H253L254 85V88H250V84H247V83H240L239 82V85L237 86V85H235V87L237 86V88H235L234 87V90H235V92L237 91V94H239V97L240 98H242L240 95H244V97H246V95H250V97H252V99L251 100H257V99H259L260 98V100H261V98H263V93H264V77H262L261 78V76H260ZM9 80V79H8ZM46 80V79H45ZM89 80V79H88ZM110 80V79H109ZM125 80V79H124ZM156 80V79H155ZM160 79L158 78V81H159ZM163 80V79H162ZM175 80V79H174ZM263 82H262V81ZM10 81H12V80H10ZM16 81V80H15ZM22 81V80H21ZM24 81V80H23ZM28 81V80H27ZM38 81V80H37ZM80 81V80H79ZM84 81V80H83ZM93 81V80H92ZM117 81V80H116ZM128 81V80H127ZM137 81V82H138ZM157 81V80H156ZM246 81V80H245ZM248 81V80H247ZM251 81V80H250ZM249 81V82H250ZM3 82V81H2ZM14 82V81H13ZM81 82H82V80H81ZM99 82V81H98ZM125 82V81H124ZM136 82V83H137ZM141 82V81H140ZM140 82L138 83V84H140ZM154 82V81H153ZM1 83V82H0ZM18 83V82H17ZM20 83V82H19ZM32 83V82H31ZM45 83V82H44ZM49 83V82H48ZM93 83V82H92ZM95 83V82H94ZM100 83V82H99ZM112 83V82H111ZM114 83V82H113ZM135 83V84H136ZM160 83H161V81H160ZM260 83L261 84H263V85H260ZM56 84V83H55ZM96 84V83H95ZM119 84V83H118ZM124 84V83H123ZM129 84V83H128ZM129 84V85H130ZM146 84V83H145ZM247 84V85H246ZM12 85H13V83H12ZM22 85V84H21ZM30 85V84H29ZM42 85H44V84H42ZM94 85V84H93ZM120 85V84H119ZM125 85V84H124ZM144 85V84H143ZM218 85V84H217ZM249 85V86H248ZM7 86H8V84H7ZM36 86V85H35ZM72 86V85H71ZM75 86V85H74ZM100 86V85H99ZM126 86H128V85H126ZM132 86V85H131ZM131 86H129V88L131 89H129L130 90V92H131V99H130V101H131V107H132V109L130 108L128 111H130L131 112V110L134 112V113H136L135 115H136V117H137V114L140 112L139 110H141V108L140 109H137V107H138V102L136 101V98L134 97V94H133V90H134V88L135 87H137L138 85L136 84V86L135 87H133L132 86V88H131ZM140 86V85H139ZM198 86V85H197ZM252 86V85H251ZM4 87V86H3ZM5 87H6V84H5ZM14 87H18L19 88V86L17 85V86H15L14 85ZM14 87L13 88H10V89H8V90H3L4 88H2L1 86H0V113L2 114V116L7 112V113H9V111L11 112V110H13L12 112L13 113H18V111H19V113H20V111H24L23 110V107H28V105H29V107L33 104H35V106H37L36 104H38V107H47V106H50V104H52L55 100H56V102H60V99H61V102H66V101H64V100H67L68 101V97L70 96L69 94H70V89H69V91L66 89L67 87L64 85V87H66V88H64L62 85H61V88L60 89H53L55 92H48L46 89L44 90V89H42L41 91V93L40 92H36L35 93V91L33 92V93H31V92H29V93H26V96H25V94L24 95H18L19 93H18V90L19 89H16L15 88V90H14ZM53 87V86H52ZM73 87V86H72ZM83 87V86H82ZM95 87H96V85H95ZM121 87H122V85H121ZM7 88V87H6ZM34 88V87H33ZM37 88V87H36ZM88 88V87H87ZM107 88V87H106ZM109 88V87H108ZM107 88V89H108ZM147 88H148V86H147ZM226 88H228V87H226ZM13 89V90H12ZM20 89H21V87H20ZM22 89H24V88H22ZM79 89V88H78ZM77 89V90H78ZM89 89V88H88ZM103 89V90H102ZM105 90L104 88H98V85H97V88H95V90H96V92H99V100L101 101V100H103V104L104 105H106V103H107V101L108 102H110L109 101V97L111 96V98H112V100H114V99H116V97L113 99V92L115 91V90H113V92H111L112 90V88L110 89V90ZM114 89V88H113ZM116 89V88H115ZM121 89V88H120ZM127 90H128V88H126ZM252 89V90H251ZM12 91V94H13V92H14V94L15 95H11V91ZM27 90H29V89H27ZM52 89H51V91H53ZM87 90V89H86ZM94 90V91H95ZM102 90V91H101ZM105 90V91H104ZM121 90H124V89H121ZM136 90V89H135ZM139 90V89H138ZM220 90V89H219ZM231 90V89H230ZM5 91V92H4ZM7 91H9L8 93H7ZM17 91V92H16ZM30 91V90H29ZM58 91V92H57ZM68 91V92H67ZM92 91V90H91ZM91 91H89V92H87L88 94L91 92ZM116 91H117V89H116ZM114 92L115 93V95H119V94H117V92ZM153 91V90H152ZM227 91V90H226ZM22 92V91H21ZM123 92V91H122ZM125 92H126V90H125ZM130 92L128 93V92H126V93H128V94H130ZM135 92V91H134ZM214 92V91H213ZM219 92V91H218ZM217 92V94H219ZM229 93H230V91H228ZM228 92H226L227 93V96L228 95H230ZM17 93V94H16ZM81 93V92H80ZM145 93V92H144ZM225 93V92H224ZM8 94H10L11 95V98H12V96H17L16 98H15V100L14 99H12L11 100V98L9 97V95L7 96ZM85 94V95H84ZM82 96H84L83 97V99H82V97H81V95H80V97L78 98V100H79V102H78V100H77V102L75 103L74 102V100H73V102H74V104H73V107H74V105L75 104H77V106H76V108H73V111L74 110H76V113H78V116L80 117L81 116V118H83V117H85V118H88L87 116H92V114L93 113H96V112H94V110L95 111H99V109L97 108V110H96V106L98 105V104H93V100L92 99H94L93 97H92V95H90V96H88L86 93H84ZM96 94V93H95ZM147 94H149V93H147ZM154 94H155V92H154ZM154 94H152V95H154ZM221 95L219 96V95H212V97H214V98H212V100H213V102H211V101H209V99L207 98L208 96L207 95H205V97L204 98H206L204 101H206L207 99H208V101L210 102V104L209 103H207L208 101H206V104H209L207 107H210V105H211V108H208L210 111L209 112H212L213 114H210L208 117V119L207 120H209L210 121V119H212L213 121H216V117H217V115H219L218 113H219V110H218V108H217V102H218V105H222V104H219V103H221V102H226L227 100H225L224 99V101H222V99H223V97H225L226 96V94H224L223 96H222V92L220 93ZM246 94V95H245ZM3 95H6L5 97L3 96ZM120 95H122V94H120ZM66 96H68V97H66ZM86 96V97H85ZM88 96V97H87ZM157 96V95H156ZM163 96V95H162ZM217 96H219V97H217ZM222 96V97H221ZM100 97H102V99L100 98ZM120 97V96H119ZM125 96L123 95L121 98V100L122 101H125V100H123V98H124ZM127 97V96H126ZM125 97V99H127ZM218 99H220V100H218ZM221 97V98H220ZM228 97H231V96H228ZM2 98H4V99H2ZM7 98V99H6ZM10 100H9V99ZM68 98V99H67ZM84 98H87V99H84ZM91 98V99H90ZM154 97H150V100L151 99H153ZM156 98V97H155ZM160 98V97H159ZM164 98V97H163ZM203 98V99H204ZM215 98L218 100V101H216L215 100ZM235 98H236V96H235ZM240 98L238 99V100H240ZM90 99V100H89ZM165 99V98H164ZM190 99V98H189ZM80 100H81V102H80ZM85 100H87V101H89V102H91L93 105H91V103H88L87 101H86V103H88L89 105H88V107L86 108L85 107V105H86V103L84 102ZM145 101L143 102L145 105H146V103H147V107L148 106H150V108H151V105H152V102L151 101H153V100H149V101H147V99H144ZM172 100H174V99H172ZM171 100V101H172ZM230 100H232L231 102L228 100L227 101V103H226V105L227 106H229L230 107V109L228 108V110L229 111H227V110H223V111H221V112H224L225 111V118H227L228 120H226V121H231V119L232 120H234L235 118V116L237 115V113H238V107H235V105H237L236 103H239V102H237V99H235L234 100V98L233 97H231L230 98ZM264 100V99H263ZM3 101H6V102H3ZM116 102L118 101V99L117 100H115ZM127 101V100H126ZM216 102V105H214V104H212V103H215ZM240 101H242V99L240 100ZM3 102V103H2ZM55 102V103H56ZM94 102H95V100H94ZM201 102V101H200ZM229 102H230V104H229ZM4 103H5V105H4ZM63 103V104H64ZM67 103V102H66ZM119 103H120V101H119ZM184 103V102H183ZM246 103V102H245ZM2 104V105H1ZM31 104V105H30ZM85 104V105H84ZM109 104V103H108ZM240 104V103H239ZM238 104V105H239ZM241 104H243V102H241ZM7 105V106H6ZM40 105V106H39ZM53 105H54V103H53ZM66 105V104H65ZM118 105V104H117ZM202 105V104H201ZM244 105V104H243ZM3 106H4V108H6L5 110H7L6 112H2V110L4 111V108H3ZM64 106V105H63ZM89 106H91L90 108H92V109H90L89 108ZM113 106V105H112ZM121 106V105H120ZM180 106V105H179ZM216 106V108H217V110H215V109H213L214 107ZM22 107V108H21ZM31 107H33V106H31ZM95 107V108H94ZM126 107V106H125ZM141 107H143V106H141ZM186 108L185 109H183L184 108V106L183 107H181V108H177V111L176 110H170L169 112L171 113V111L173 112L174 111V113H171L177 120H178V116H182L183 115V113L182 112H184V111H186L187 113H192V111L194 112L195 110L194 109H192L191 108V105L189 106V105H187L186 104V106H185ZM198 107H200V108H202V109H198V111H200L201 113H203V115H205L206 113H207V110H206V112H205V110L203 109V107H201V106H198ZM226 107V106H225ZM1 108H2V110H1ZM58 108V107H57ZM160 108V107H159ZM167 108V107H166ZM221 108H222V106H221ZM221 108H220V110H221ZM224 108V107H223ZM236 109L237 111L235 112V110H234V113L235 114H233L232 112V109ZM240 108V107H239ZM43 109V108H42ZM66 109H67V107H66ZM66 109H64L65 111V113H64V116H66V117H64L65 119V121H64V123H63V121L61 122L62 123V125L64 126H62V125H60L61 123H59V124H57V122L56 123H54V122H52L51 123V121H50V124L49 123H47V124H49V125H46V128L44 127L45 125H37V124H34V126H35V128L33 129V131H32V133H30V136H29V138H26L25 140H23V138L22 139H20L19 138V127L21 128V125L20 124H23V125H26V122H20L13 114V116H14V119L16 118L18 121L16 122V124L14 123V120H12V122L14 123H12L10 120V118H9V115L7 116L8 118H9V121L11 122H9L8 121V123L9 124H12V125H8L7 124V120H5L6 118H4V116L2 117V120L0 121L1 123V125L3 126V128L1 127L0 128V188L2 187V185H4V184H6V185H13L12 187H13V189H14V187H15V185H17V187H18V189H19V193L18 194H16V195H12L13 196V198L11 199V202H10V206H9V208L11 209V205L13 204V206H12V208H13V210L11 211L10 209H6V208H1V205H3L2 203L0 204V244L3 246H1V249H0V264H174L175 263V261L173 262V259L174 260H176V263L175 264H211L213 261H214V263L216 262V261H218L219 262V264H256L257 262H255L254 263V258L257 256V258H259L258 257V255H260V254H256L257 252H259V251H261L262 250V248L260 249V248H257V247H255L250 241H252V240H249L250 238L249 237H247V235H246V237L244 236V235H242V233L244 234V232H239L240 230H234V232H233V234H236V233H238L239 232V234H240V236L242 235V236H244L245 238H243V237H237L236 238V236L237 235H239V234H236V236L234 237V239H237V240H235L232 244H225V243H221V244H219V245H215V243L213 244V242L214 241H212V240H210V241H207V242H211V245L213 244V247L212 248H208V250H207V246H205V248H204V250L206 249L207 251H203V248L201 247V246H203L204 247V245L207 243V242H204V240H202L203 241V245H202V243H201V239H195L196 237H190L191 235H190V232L191 231H193V230H191L193 227H194V225H195V221H199L197 224H200L199 225V227H201V225H202V227H205V221L202 219V218H200V210L201 209H199L200 207H199V205H197L196 204V202H200V201H207L208 202V204H209V211L211 212H214V211H222V212H226V211H224V209H222L223 207L221 206V205H223V203H219V201H217L218 199L216 198V197H218L219 195H217V196H215L216 194H222V193H219L220 191H218V193H216V194H214L213 192V195L212 196H214L213 198H212V196H211V198L208 196L209 194H208V191H209V189H210V191H212V190H215V189H218V185L217 186H215V185H213L211 182H210V184H208V183H206V182H204V183H201L200 184V188H198V190L196 189V191H195V193H193V195H194V197H192L190 194H188V196H187V194H186V196H184L183 197V195H182V199H181V201H179L178 202V204H176L175 202H172V203H170V205L172 206V210L173 211H171L172 213L174 212V211H176V209L177 208H180V207H182V206H184V208L186 209V210H188V211H186V216H185V222L187 223H185V225H188L186 228H183V229H186V230H188L187 232H189L188 234L186 233V231L184 230V233H186V234H184V235H189L188 236V239H186L187 237H185V241L183 242V240L184 239H182V238H180V237H182V233H183V229H181L182 230V233H180L179 232V230L180 229H177V228H179L180 226L178 225L177 227H175V225L176 224H174V227L175 228H173V229H171L173 226L171 225L169 228H166L167 230L168 229H171L170 231L168 230V232H166L167 230H164L163 231V229H162V231L161 232H158V231H156L155 230V226H154V222H156L155 220H158V218H159V215L161 216V214H162V211L161 210H163V209H165V207L163 208V205H162V203H158V204H160V205H158V204H156V203H154V201L153 200H151V196H149L150 195V193L153 191V190H151L150 191V193H149V195H148V190H147V195L148 196H145V197H147L146 198V200H148V198H149V200L147 201V203L145 202V205L143 206L142 205V203L139 201V200H137L136 198H134V199H132L131 200V197H129V195L127 196V194L125 193V192H122L121 191V193L120 192H118V193H113V194H108V197H107V195L105 196H103L104 198H100L99 199V203H101V204H103V205H107V206H109L108 208L110 209H112L113 210V212L115 213L114 214V216H112L113 215V212H112V215L111 216H109V221L108 222H106V221H102L103 219H100V218H98L97 219V217H96V219H93L92 217H91V219H90V217H89V219L91 220V222H93L92 224L93 225H91V223H90V221H87L86 219H85V217L87 216H89V215H86V213H79V211H77V209H73V211L72 212H70V211H62V212H58V213H56V214H54L53 213V215H49V216H47V214L46 215H41L42 213L41 212H43V211H45L46 213L49 211V210H51V209H53L54 207H56V206H60V205H63V204H67L66 206H68V205H70L69 203H71L72 205L73 204H78V205H81V206H84L85 207V205L87 204L88 205V203L91 201L90 199H91V195H90V197H89V195H88V193L86 194L85 192H87V189H86V191L84 192V190H83V188H85L84 187V185H85V183H87V180H88V177H89V173L88 172H90V171H88L87 169H89L90 170V168L92 169H96V171H95V169H94V172H93V175L94 176H96L97 177V179L100 177V179H102V175L103 174H105L104 176L105 177H107V173H108V176H109V174H111L112 172L113 173H115V174H117V177L119 178V180H122L121 182H127V181H129V182H131V181H134V182H132L133 183V186L135 187H133L135 190H137V191H139V187L141 186V183H143V184H145V183H147V184H145V185H149V182L151 181V183L153 182L152 181V179L153 178H156L157 177V179L159 178V180H161L162 181V177H167V176H169V175H166L167 173L169 174V172L171 173V171H172V173H173V171L174 170H169V172H166L165 174H163V170H164V168L163 169H161L162 171H160V172H157V171H155L154 173H153V171L152 170H150V171H152V172H150L149 171V169L147 168V170L145 169V170H141L142 172H140L139 170L138 171H134V170H131L130 168H132L133 166H131L130 167V165H128V166H126V165H122V164H120V165H117V167H112L111 169H112V171L110 170V164L108 165V167L109 168H106V166H105V164L100 160V158H99V155H97L100 151H101V147L103 146L102 144H100V147H98V146H96L95 145V147L94 146H91V148L89 149H87V151L89 152V153H85L83 156H81V155H78V151L77 150H75V148L73 147L74 146V144H76V143H70V145L72 146V148H71V146L69 145V152L68 153H65L64 154V152L63 151H61V149H60V152L62 153L63 152V154H59L58 153V155L56 156L55 155V158L57 159V161L55 160L54 162H55V164H52L53 166L51 167H45V168H42L41 170H36L35 169V167H33V166H36L35 164H33V163H35L36 162V160L34 159L35 158V156L36 155H38V154H40L39 155V157H40V159L41 160H43V161H46V160H49L50 158H52L53 156V154H54V152H52L51 154H50V151H49V149L51 148L50 147V144H48V142L47 143H45L44 141H45V138H43V133L45 132V131H47V129H48V131L50 130V128H51V130L52 131H54L57 127H58V129H66V127H72L73 125H74V122L77 120V119H74V122H73V117H70L71 115H69V117L67 116V113L69 112L68 110H66ZM94 109V110H93ZM123 109V108H122ZM137 109V110H136ZM151 109H154L153 107L151 108ZM180 109V110H179ZM225 109V108H224ZM44 110H46V109H44ZM61 110H63V109H61ZM81 112H80V111ZM86 110H88V112H91V115L90 114H88V115H83V114H87L85 111ZM106 109H104V111H105ZM125 110V109H124ZM184 110V111H183ZM213 110H215L214 112H213ZM249 110V109H248ZM68 111V112H67ZM103 111V110H102ZM158 111V110H157ZM250 111V110H249ZM254 111V110H253ZM35 112V111H34ZM40 112V111H39ZM46 112V111H45ZM79 112L80 113H82L81 115L79 114ZM83 112H85V113H83ZM107 112V111H106ZM121 112H123V111H121ZM138 112V113H137ZM151 112V111H150ZM186 112H184V114L186 113ZM196 112V111H195ZM216 112H218L217 114H216ZM30 113V112H29ZM110 113V112H109ZM115 113V112H114ZM128 113V112H127ZM159 113V112H158ZM181 113V114H180ZM66 114V115H65ZM73 114H74V112H73ZM111 114V113H110ZM164 114L165 115H163L166 119H165V121H168V122H171V120L169 121L168 119V117H170L171 118V114L169 115V113H167V115H168V117H166V113L164 112ZM194 114V113H193ZM231 114H232V116H231ZM245 115L246 114H248V112L246 113H244ZM6 115V114H5ZM41 115V114H40ZM83 115V116H82ZM95 115V114H94ZM106 115V114H105ZM124 115V116H123ZM186 115V114H185ZM187 115H189V114H187ZM212 115V116H211ZM235 115V116H234ZM251 116L252 114H248V116ZM254 115V114H253ZM25 116V115H24ZM39 116V115H38ZM48 116H50V115H48ZM55 116V115H54ZM120 116H122V118L123 117H125V114L123 113V114H121ZM128 116V115H127ZM126 116V117H127ZM131 116H132V114H131ZM150 116H152V115H150ZM189 116H191V114L189 115ZM201 116V115H200ZM207 116V115H206ZM212 118H211V117ZM233 117V118H230V117ZM248 116L246 117V118H248ZM41 117H43V116H41ZM102 117V116H101ZM107 117V116H106ZM133 117V118H132ZM130 119V122L132 123L134 120L133 119H135V121H134V126H133V124L132 125H130L131 123L129 122V124H128V127L130 128H126V130H124V131H127V129H128V131H127V133L126 132H124V133H126L125 134V136H124V138H125V140H126V142L128 143H126L125 142V140L124 139H122L121 141L120 140H115V145L114 146H110L111 148H110V151L113 153V152H119V154L121 153L120 151L121 150H126V149H122V148H127V147H129V145H132V146H130V147H132L133 148V150L135 151V149H134V146L136 147V150H138L139 148H143V145L145 144V141L146 140H144L145 139V134L144 133H142V132H145L144 131V126L143 125H141V123L143 124V121L142 120H140V122H139V117H137V119L138 120H136V117L134 116V114H133V116H132ZM146 117V116H145ZM163 117V118H164ZM205 117V116H204ZM222 117V116H221ZM50 118V117H49ZM76 118H77V116H76ZM90 118V117H89ZM89 118L86 120V119H82V120H80V118L78 119V120H80V121H77L78 122V124L82 121L83 122V120H84V122H83V126L85 125V124H87V126H89V124L91 125L92 123H91V121L89 120ZM98 118V117H97ZM168 118V119H167ZM175 118H172V122L171 123H174V124H178V123H180V122H178L177 120H175ZM225 118H224V121H225ZM245 118V120H247ZM251 118V117H250ZM260 118V117H259ZM4 119V120H3ZM13 119V118H12ZM15 119V120H16ZM23 119H26V118H23ZM39 119V118H38ZM61 119V118H60ZM102 119V118H101ZM123 119H125V118H123ZM123 119H121V117H119V120H122L123 121ZM149 119V118H148ZM181 119V118H180ZM190 119V118H189ZM253 119H255V118H253ZM50 120V119H49ZM95 120V119H94ZM117 120V119H116ZM118 120V121H119ZM133 120V121H132ZM156 120V119H155ZM257 120V122H259L258 120L259 119H256ZM260 120H262V117H261V119ZM88 121H90V122H88ZM98 121V120H97ZM101 121V120H100ZM121 121V122H122ZM148 121V120H147ZM159 121V120H158ZM163 121V120H162ZM162 121H159V122H157V126H160V125H163L164 127H165V124H161L162 123ZM174 121V122H173ZM177 123H176V122ZM212 121V122H213ZM217 121H218V119H217ZM242 121V120H241ZM249 121V120H248ZM248 121H247V123H248ZM40 122V121H39ZM77 122H76V124H77ZM81 122V123H82ZM89 124H88V123ZM126 122V121H125ZM167 122V123H168ZM206 120L202 123L203 124V126L202 127H204V128H206L207 127V125L206 126H204L206 123ZM211 122V124H213ZM234 122H235V120H234ZM7 124V125H5V124ZM28 123V122H27ZM34 123V122H33ZM140 123V124H139ZM163 123H164V121H163ZM218 123V122H217ZM32 124V123H31ZM46 124V123H45ZM99 124H100V122H99ZM144 124H145V121H144ZM160 124V125H159ZM183 124H184V122H183ZM230 124V123H229ZM253 124V123H252ZM257 124H259V125H257V128L256 129H254L253 131H251V132H253V133H248L249 135H248V137L246 138V139H244L243 137L244 136H240V138L237 136V138H239V139H237L236 138V133L234 134V135H230V133H227V134H229L228 136H226L225 137V139L227 138L228 140H233L232 142L234 143V145H237L236 147H238V145H240V146H242V144H245L244 142H241L242 140L241 139H244L245 141H249V148H248V150L250 151V153H249V151L247 152L248 153V155H250V156H247V158L248 159H251V161H250V163H252L251 164V166H253L254 168L255 167H260L259 169H260V171H261V169L262 170H264V160H263V158L261 157V156H263V155H260V152H259V149L258 150H255V148L257 149V148H260L262 145L261 144H263L264 143V121L262 120L260 123H257ZM22 125V126H23ZM58 125H60V127L58 126ZM92 125H95V124H92ZM153 125H156V124H154V123H152V126ZM220 125V124H219ZM238 125V124H237ZM4 126H6V127H4ZM10 126V127H9ZM18 126V127H17ZM31 126V125H30ZM30 126L29 127H27V129H29L30 128ZM33 126V127H34ZM43 128H42V127ZM49 126H50V128H49ZM79 126V125H78ZM86 126V127H87ZM102 126V125H101ZM104 126V125H103ZM118 126V125H117ZM131 126V127H130ZM140 126V127H139ZM176 126V125H175ZM218 126V125H217ZM226 126V125H225ZM231 126H232V124H231ZM243 126V125H242ZM246 126H248V125H246ZM14 129H13V128ZM16 127V128H15ZM85 127V126H84ZM127 127V126H126ZM133 127V128H132ZM162 127V126H161ZM168 127V126H167ZM216 127V126H215ZM237 127V126H236ZM245 127V126H244ZM253 127V126H252ZM251 127V128H252ZM12 128V129H11ZM100 128V127H99ZM140 128H143L142 130V132L140 131L139 132V130L138 129H140ZM166 128V127H165ZM165 128H162V129H165ZM174 128V127H173ZM171 129V131L172 130H174V129ZM183 128V127H182ZM233 128H235V127H233ZM16 129V130H15ZM25 129V128H24ZM46 129V130H45ZM78 129V128H77ZM76 129V130H77ZM154 129H156V128H154ZM191 129V128H190ZM203 129V128H202ZM218 129V128H217ZM222 129V128H221ZM230 129H231V127H230ZM57 130V129H56ZM72 130V129H71ZM74 130V129H73ZM102 130V129H101ZM192 130V129H191ZM216 130V129H215ZM228 130V129H227ZM238 130V129H237ZM247 130V129H246ZM245 130V131H246ZM250 130V129H249ZM248 130V131H249ZM15 131V132H14ZM111 131H112V129H111ZM121 131V130H120ZM148 131H149V129H148ZM147 131V133H149V134H153L155 131H151V133L150 132H148ZM16 132H18V133H16ZM31 132V131H30ZM51 132V131H50ZM85 132V131H84ZM108 132V131H107ZM110 132V131H109ZM112 132H114V131H112ZM123 132H122V134H123ZM153 132V133H152ZM165 132V131H164ZM169 132V131H168ZM173 132V131H172ZM175 132V131H174ZM171 133V132H169V133H171L170 135H169V137L166 135V137H164L165 139H166V143L164 142L165 141V139L163 138V142L165 143V144H163V147H164V145H165V148H164V150H165V152H168V151H170V152H172L173 150L174 151H178L177 150V143H179L178 141V139H179V137H178V135H179V133L180 132H175V133ZM201 132V131H200ZM213 132V131H212ZM25 133H26V131H25ZM65 133V132H64ZM102 133V132H101ZM100 133V134H101ZM119 133V132H118ZM140 133H141V135H143V137H140L141 135H140ZM155 133H157V134H159V132H155ZM187 133V132H186ZM203 133H204V131H203ZM206 133V132H205ZM243 133V132H242ZM16 134H18V138L20 139V140H18V141H21L22 142V140H23V142L24 143H21L20 142V144H19V142H18V144H13V142H12V145L14 146H16V147H14L15 148V150H13V152L11 153V151H10V153L8 152V151H5L6 149L4 148V144L7 142V144L10 142V139H12V138H15L16 140H17V138H16ZM21 135H23L22 134V132L20 133ZM45 134V133H44ZM55 134H58V132H56ZM99 134V135H100ZM112 134V133H111ZM121 134V135H122ZM166 134V133H165ZM178 134V135H177ZM181 134V133H180ZM215 134V133H214ZM225 134V133H224ZM20 135V136H21ZM86 135V134H85ZM102 135V134H101ZM101 135L99 136V137H101ZM139 135V136H138ZM148 135V134H147ZM161 135V134H160ZM182 135V134H181ZM186 135V134H185ZM184 135V136H185ZM209 135H212V134H209ZM242 135V134H241ZM246 135H247V133H246ZM245 135V136H246ZM26 136V135H25ZM46 136H48V135H46ZM63 136V135H62ZM88 136V135H87ZM118 136V135H117ZM116 136V137H117ZM154 136V135H153ZM156 136V135H155ZM65 137V136H64ZM63 137V138H64ZM105 137V136H104ZM115 136H114V138H116ZM139 139H138V138ZM159 137V136H158ZM157 137V138H158ZM220 137V136H219ZM55 138V137H54ZM58 138V137H57ZM73 138V137H72ZM107 138V137H106ZM123 138V137H122ZM136 138V139H135ZM151 138V137H150ZM159 138H161V136L159 137ZM182 138V136L180 137V139ZM192 138V137H191ZM224 138V137H223ZM14 139V140H15ZM44 139V140H43ZM103 139V138H102ZM100 140V138L98 139V140H100V142L101 141H103V140ZM119 139H120V137H119ZM147 139H149V138H147ZM153 139V138H152ZM183 139V138H182ZM199 139V138H198ZM225 139H224V141H225ZM53 140V139H52ZM75 140V139H74ZM84 140V139H83ZM140 140H142V141H144L143 143H141L142 141H140ZM154 140V139H153ZM157 140V139H156ZM156 140H155V142H156ZM184 140V139H183ZM186 140V139H185ZM189 140V139H188ZM200 140V139H199ZM222 140V139H221ZM231 140H230V142H231ZM243 140V141H244ZM9 141V142H8ZM76 141H77V139H76ZM107 141H108V139H107ZM114 141V140H113ZM116 141H117V144H116ZM118 141H120V143L118 142ZM162 141V140H161ZM196 141V140H195ZM227 141V140H226ZM225 141V142H226ZM42 142V143H41ZM44 142V143H43ZM65 142V141H64ZM90 142V141H89ZM109 142V141H108ZM122 142V143H121ZM155 142H152V143H155ZM182 142V141H181ZM189 142V141H188ZM197 142V141H196ZM201 142V141H200ZM200 142H198V143H200ZM235 142L237 143V144H235ZM17 143V142H16ZM39 143H41V144H43V146L41 145V149L39 150L38 148H37V146L39 145ZM79 143V142H78ZM91 143V142H90ZM103 143H106V142H103ZM110 143V142H109ZM111 143H112V140H111ZM148 143V142H147ZM151 143V144H152ZM157 143V142H156ZM222 143V142H221ZM6 144V145H7ZM127 146H125V145ZM150 144V143H149ZM214 144V143H213ZM218 144H219V142H218ZM225 144V143H224ZM65 145H68V144H65ZM91 145H92V143H91ZM111 145H113V144H111ZM148 145V144H147ZM186 145H187V143H186ZM193 145V144H192ZM195 145H197V144H195ZM215 145H216V142H215ZM232 146H234L233 144H231ZM251 145H252V147H251ZM146 146V145H145ZM145 146H144V148H145ZM219 146V145H218ZM231 146V147H232ZM240 146L238 147V148H240ZM254 146H255V148H254ZM8 147V146H7ZM6 147V148H7ZM9 147H10V145H9ZM67 147V146H66ZM122 147V148H121ZM129 147V148H130ZM148 147H150V146H147V148ZM155 147V146H154ZM161 147V146H160ZM162 147V148H163ZM14 148H12V149H14ZM80 148V147H79ZM93 148H94V150H93ZM100 148V149H99ZM104 148V147H103ZM132 148H130V149H132ZM144 148H143V150H144ZM152 149H153V147H151ZM156 149H158L157 147H155ZM176 148V149H175ZM198 148H200V147H198ZM218 148V147H217ZM227 148H228V146H227ZM251 148H253V150H252V153H251ZM5 149V150H4ZM9 149V148H8ZM11 149V148H10ZM39 151H38V150ZM53 149H54V147H53ZM52 149V150H53ZM92 149V150H91ZM130 149H127V151H129ZM181 149V148H180ZM197 149V148H196ZM195 149V150H196ZM203 149V148H202ZM231 149H233V148H231ZM64 150V149H63ZM74 150V151H73ZM83 150V149H82ZM104 150V149H103ZM141 151H142V149H140ZM146 150V149H145ZM234 150H237V149H234ZM39 153H38V152ZM76 151V152H75ZM139 151V150H138ZM137 151V152H138ZM148 151V150H147ZM156 151H158V153H160L159 151L160 150H156ZM155 151V152H156ZM163 151V150H162ZM263 151H264V149H263ZM90 152H93V153H91L90 154ZM136 152V151H135ZM154 152V153H155ZM186 152H188V151H186ZM228 152V153H227ZM232 152H234V151H232ZM231 151H226V158L225 159H221V157H219V155H217L216 153H214L211 149H209V148H204V151L203 152H200V156L199 155H197L196 156V158H199L198 160L196 159V161L194 160V161H192V162H194V165L192 164H190L191 165V167L189 166V164H188V166H187V168L185 167L184 169H182L185 165H187V164H185V165H183L182 167H180V169H182V170H179L180 172H178L177 173V175L176 174H170V176L172 177V178H175V179H185L186 177L188 178H191L192 176H195V175H193V174H195L196 172V170H199V168L198 167H200V169L202 168H204V169H207V168H216V166H222L223 164V167L226 165V164H229V165H227L228 167L230 166V172L232 171L231 169H233L232 167L234 166V168L236 167L235 165H237L236 164V162H235V164H233L234 163V160H238V158H236V159H234V155H235V153H232ZM123 154H125V152H122ZM132 153V152H131ZM147 153V152H146ZM146 153H144V154H146ZM164 153V152H163ZM173 153V152H172ZM203 153V154H202ZM225 152H223V154H224ZM263 153V152H262ZM68 154V157H69V159H68V157H67V159L68 160H65V156ZM105 154H106V152H105ZM114 154V153H113ZM118 154V153H117ZM129 154H130V152H129ZM149 154H151V153H149ZM185 154H187V153H185ZM264 154V153H263ZM60 155H65L64 157L63 156H60ZM103 155V154H102ZM110 155H112V154H110ZM115 155V154H114ZM134 155V154H133ZM142 155V154H141ZM148 155V154H147ZM192 155V154H191ZM239 155V154H238ZM52 156V157H51ZM108 156V155H107ZM152 156V155H151ZM151 156H149L150 158H151ZM168 156H169V154H168ZM178 156V155H177ZM185 156V155H184ZM199 156V157H198ZM222 156V155H221ZM34 157V158H33ZM63 157V158H62ZM80 157V158H79ZM115 158H116V156H114ZM121 157V156H120ZM125 157V156H124ZM135 157V156H134ZM174 157H176V156H174ZM181 157V156H180ZM193 157H195V156H192V158ZM240 157V156H239ZM250 157V158H249ZM21 158H24V161L21 159ZM54 157L52 158V161L55 159ZM62 158V159H61ZM108 158V157H107ZM111 159H112V157H110ZM132 158V157H131ZM147 158V157H146ZM159 158V157H158ZM189 159L191 158L190 156L188 157ZM242 158H243V156H242ZM29 159V160H28ZM34 159V160H33ZM59 159V160H58ZM77 159H78V161H77ZM123 159V158H122ZM152 159H155V158H152ZM157 159V158H156ZM176 159V158H175ZM244 159V158H243ZM248 159H247V162H245V163H247L248 164ZM26 160V161H25ZM31 160H33V162L31 161ZM63 160V161H62ZM117 160V159H116ZM145 160V159H144ZM29 161H31V163L33 164V165H31L30 164V162ZM51 161V160H50ZM66 161V162H65ZM67 161H68V163H67ZM75 161H77V162H75ZM111 160L110 159H108V162H110ZM151 161H154V160H151ZM157 161V160H156ZM155 161V162H156ZM241 161V160H240ZM65 162V163H64ZM117 162V161H116ZM126 162V161H125ZM160 161H157V164L159 163ZM187 162V161H186ZM233 162V163H232ZM79 163V164H78ZM145 163V162H144ZM164 163V162H163ZM238 163H240V162H238ZM37 164V163H36ZM135 164V163H134ZM147 164V163H146ZM151 164H153V163H151ZM155 164V163H154ZM153 164V165H154ZM179 164V163H178ZM246 164V165H247ZM51 165V164H50ZM107 165V164H106ZM159 165V164H158ZM232 165V166H231ZM239 165V164H238ZM242 165H244V163H242ZM155 167H156V165H155ZM160 167H162V166H160ZM167 167V166H166ZM177 167V166H176ZM222 167V168H223ZM243 166H241V168H242ZM245 167V166H244ZM244 167L242 168L243 170H244ZM36 168H37V166H36ZM117 168V170H114V169H116ZM134 168H135V166H134ZM139 168V167H138ZM144 168V167H143ZM156 168H158L159 169V167H156ZM241 168L239 167V169L238 170H241ZM245 168H247V167H245ZM249 168V167H248ZM109 170V172H108V170ZM133 169V168H132ZM139 169H141V167L139 168ZM169 169V168H168ZM168 169H167V171H168ZM228 169V168H227ZM236 169V168H235ZM234 169V170H235ZM258 168H255L254 169V171H256ZM107 170V171H106ZM155 170H157V169H155ZM209 170V169H208ZM208 170H206V171H208ZM223 170V169H222ZM222 170H221V173L220 174H222ZM228 170V171H229ZM247 170V169H246ZM246 170H244L243 172H245V173H247L246 172ZM250 170H251V168H250ZM86 171H88L87 173H86ZM98 171V172H97ZM115 171V172H114ZM118 171V172H117ZM132 171H134L133 173H131ZM144 171H148V172H144ZM159 171V170H158ZM204 171V170H203ZM219 171V170H218ZM225 171V170H224ZM223 171V172H224ZM259 171V170H258ZM117 172V173H116ZM162 172V173H161ZM165 172V171H164ZM112 173V174H113ZM175 173V172H174ZM206 173H208V172H206ZM216 173H218V172H216ZM224 173H226V172H224ZM228 174H229V172H227ZM255 173H257V172H255ZM263 174H262V176H260V178L259 177H257L258 178V180H257V182H253V184H256L257 183V185L256 186H260L259 187V189L260 188H262L263 190H261L260 191V193H262V195L264 194V172H262ZM39 174V175H38ZM97 174V175H96ZM100 174H102V175H100ZM111 174V175H112ZM114 174V176H116ZM243 174V173H242ZM261 174V173H260ZM36 175H38V177L41 179V181H39L40 183L38 184V185H36V187L35 186H33L32 184H34L32 181H31V183H29V180H30V178L31 177H34V176H36ZM99 175V176H98ZM165 175V176H164ZM224 175V174H223ZM252 175V174H251ZM94 176H93V178H94ZM103 176V177H104ZM227 176H229V175H227ZM248 176H250V175H248ZM110 177V176H109ZM116 177V178H117ZM215 178H216V176H214ZM218 177V176H217ZM222 177V176H221ZM251 177V176H250ZM255 177V176H254ZM253 177V178H254ZM38 178V179H39ZM117 178V179H118ZM164 178H163V180H164ZM170 178V177H169ZM197 178V177H196ZM215 178L213 179V182L215 181ZM219 179H220V177H218ZM217 178V179H218ZM239 178H240V176H239ZM39 179V180H40ZM95 179V178H94ZM96 179V181L98 182V180ZM130 179H131V181H130ZM157 179H153V180H157ZM166 179V178H165ZM167 179H168V177H167ZM207 179V178H206ZM251 179V178H250ZM82 180V181H81ZM116 180V179H115ZM126 180V181H125ZM169 180V179H168ZM167 180V181H168ZM224 180V179H223ZM255 180V179H254ZM34 181V180H33ZM74 181H77V183L79 182V184H76V185H79L81 188H79V189H74V190H72L71 189V182H74ZM93 181H95V180H93ZM169 181H172V180H169ZM217 181V180H216ZM215 181V182H216ZM81 182H82V184H81ZM84 182V183H83ZM105 182V181H104ZM158 182H160V181H158ZM219 182V181H218ZM101 183V182H100ZM135 183V184H134ZM140 183V185L138 186V184ZM200 183V182H199ZM96 184V183H95ZM104 184V183H103ZM109 184V183H108ZM114 184V183H113ZM116 184V183H115ZM159 184V183H158ZM218 184V183H217ZM5 185V186H6ZM70 185V186H69ZM87 185V184H86ZM85 185V186H86ZM92 185H93V183H92ZM98 185H100V184H98ZM122 185V184H121ZM152 185V187L154 186L153 185V183L151 184ZM150 185V186H151ZM169 185V184H168ZM220 185V184H219ZM238 185V184H237ZM236 185V186H237ZM73 186V185H72ZM79 186H77V187H75V188H78ZM88 187H90V185H87ZM96 185H93V187L94 188H91L92 190H94L96 187H95ZM103 186V185H102ZM110 186V185H109ZM113 186V185H112ZM136 186H138V187H136ZM143 186V185H142ZM149 186V188H152V187H150ZM156 186V185H155ZM167 186V183H166V185H165V187ZM190 186H191V184H190ZM192 186H193V184H192ZM222 186V185H221ZM243 186V185H242ZM68 187H70V189H68ZM168 187H171V190H173V188L175 187L174 186V184H171L170 183V185L168 186ZM196 187V186H195ZM216 187V188H215ZM220 187V186H219ZM223 187V186H222ZM230 187V186H229ZM245 187V186H244ZM253 187H255V186H253ZM3 188V187H2ZM9 188V187H8ZM16 188V187H15ZM73 188V187H72ZM108 188V187H107ZM110 188H111V186H110ZM137 188V189H136ZM148 188V187H147ZM146 188V189H147ZM163 188V187H162ZM239 188L241 189V187L239 186ZM65 189H67L68 190V192L69 193H64V190ZM97 189V188H96ZM133 189V192L135 191ZM141 189V188H140ZM143 189V188H142ZM153 189V188H152ZM168 189V188H167ZM175 189H176V187L174 188V190L173 191H175ZM183 189V188H182ZM195 189V188H194ZM222 189H226V187L225 188H222ZM228 189V188H227ZM234 189V188H233ZM59 190H62L61 192H59ZM111 190V189H110ZM124 190H125V188H124ZM218 190H221L220 188L218 189ZM231 190L232 189H230V190H228L227 191V193H226V191H224L225 192V195L227 196V197H232V194L231 193H233L234 191H236L237 192V190L235 189V190H233V192H231ZM242 190V189H241ZM73 191V192H72ZM95 191V190H94ZM101 191V190H100ZM127 191V190H126ZM145 191V190H144ZM168 191V190H167ZM240 191V190H239ZM71 192V193H70ZM84 192V193H83ZM99 192V191H98ZM97 192V193H98ZM111 192H113V190L111 191ZM117 192V191H116ZM155 192V191H154ZM216 192H217V190H216ZM222 192H223V190H222ZM243 192H245L244 190H243ZM251 193H252V191H250ZM257 192V191H256ZM8 193V192H7ZM11 193V192H10ZM94 193V192H93ZM136 193V195L135 196H137V193L138 192H135ZM183 193V192H182ZM183 193V194H184ZM211 193V194H212ZM260 193H258L256 196L258 197V196H261L262 197V195H260ZM92 194V193H91ZM96 194V193H95ZM140 194V193H139ZM169 194V193H168ZM178 194V193H177ZM192 194V193H191ZM229 194H230V196H229ZM256 194V193H255ZM7 195V194H6ZM98 195V194H97ZM100 195H102L101 193L99 194V196ZM111 195V196H110ZM224 195V194H223ZM8 196H9V193H8ZM92 196L94 197V195L92 194ZM245 196V195H244ZM254 196V195H253ZM97 197V196H96ZM101 197V196H100ZM151 197V198H150ZM224 197V196H223ZM226 197V198H227ZM256 197V198H257ZM234 198V197H233ZM236 198V197H235ZM243 199H244V197H242ZM255 198V197H254ZM136 199V200H135ZM166 199V198H165ZM194 199H196V200H194ZM221 199V198H220ZM225 199V198H224ZM229 199V198H228ZM251 199H253L252 197H251ZM134 200V201H133ZM194 200V201H193ZM223 200V199H222ZM232 200V199H231ZM226 201V200H225ZM244 201V200H243ZM92 202V201H91ZM161 202V201H160ZM223 202V201H222ZM227 202V201H226ZM233 202V201H232ZM175 203V204H174ZM197 205H195V204ZM143 206V210L145 211V214H143L144 215V218H145V220H146V222H142L141 220V223L139 222V220H137L138 219V217H136V218H134V216H131V217H129V216H127L126 217V215L128 214V212H129V209H133V211H134V213L135 212H137V210L139 209V207L141 206V205ZM167 204V203H166ZM202 204V203H201ZM220 204V205H219ZM225 204H227V203H225ZM241 205H242V207H244V208H242V209H247L248 210V208L250 209V207H255L256 206V202H252V201H248L247 200V198H245V201L244 202H242L241 201ZM64 206V205H63ZM146 206V207H145ZM162 206V207H161ZM170 206V207H171ZM226 206V205H225ZM246 206H248V207H246ZM263 206V205H262ZM5 207V206H4ZM71 207V206H70ZM70 207H68V208H70ZM76 207V206H75ZM144 207L146 208V209H144ZM169 206H167V208H170ZM205 207H206V205H205ZM207 207V208H208ZM234 207V206H233ZM238 207H240V203H239V206ZM65 208V207H64ZM97 208L98 207H96V210H97ZM104 208V207H103ZM162 208V209H161ZM203 208H204V206H203ZM226 208V207H225ZM255 208H257V207H255ZM255 208H253V209H250L251 211L252 210H254ZM262 208V207H261ZM55 209V208H54ZM88 209V208H87ZM90 209V208H89ZM88 209V210H89ZM110 209V210H111ZM135 209H136V211H135ZM160 209V210H159ZM231 209V208H230ZM235 209H237V208H235ZM242 209H241V211H242ZM62 210H63V208H62ZM67 210V209H66ZM103 210V209H102ZM107 210V209H106ZM179 210V209H178ZM238 210H239V208H238ZM264 210V209H263ZM93 211V210H92ZM144 211H141V209L140 210H138V214H137V216L139 215H141V212L143 213ZM158 211H161V213L160 212H158ZM166 212L168 211L167 209L165 210ZM203 211H206L205 209H203ZM234 211H237V210H234ZM240 211V210H239ZM244 211V210H243ZM257 211V210H256ZM261 211V210H260ZM81 212V211H80ZM102 212V211H101ZM104 212V211H103ZM120 212H122V213H124V215H125V217L126 218H124V215H123V222L122 221H120V220H117V215L119 214L120 216H122V213H120ZM164 212V211H163ZM253 212V211H252ZM255 212V211H254ZM253 212V213H254ZM49 213V212H48ZM90 213H91V211H90ZM94 213V212H93ZM140 213V214H139ZM156 213H158V215L156 214ZM168 213V212H167ZM175 213H177V212H175ZM174 213V214H175ZM202 213V212H201ZM206 213V212H205ZM221 213V212H220ZM230 213V212H229ZM228 213V214H229ZM241 213V212H240ZM250 214L249 215H251L252 213L251 212H249ZM43 214H45V213H43ZM92 214V213H91ZM106 214V213H105ZM109 214V213H108ZM136 214V213H135ZM166 214V213H165ZM164 214V215H165ZM170 214V213H169ZM208 214V213H207ZM224 213H222V215H223ZM227 214V213H226ZM86 215V216H85ZM102 215V214H101ZM163 215V216H164ZM173 215V214H172ZM176 215V214H175ZM202 215V214H201ZM204 215H206V214H204ZM210 215V214H209ZM259 215H261V213L259 212ZM85 216V217H84ZM100 216V215H99ZM167 216H168V214H167ZM217 216H220V215H217ZM225 216V215H224ZM231 216L233 217V214L231 213ZM237 216V215H236ZM261 216H263V215H261ZM260 216V217H261ZM86 217V218H87ZM111 217H114V218H112V219H110ZM212 217V216H211ZM216 217V216H215ZM223 217V216H222ZM228 217V216H227ZM231 217V218H232ZM108 218V217H107ZM156 218V219H155ZM166 218V217H165ZM167 218H169V217H167ZM181 218V217H180ZM205 218V217H204ZM101 220L102 221V223L99 225V222L97 221V220ZM122 219V218H121ZM170 219H171V216H170ZM169 219V220H170ZM201 219H202V223H200V221H201ZM208 219H209V217H208ZM216 219H217V217H216ZM233 219V218H232ZM253 219H254V217H253ZM94 220H96V223L94 222ZM160 220H161V218H160ZM173 220V219H172ZM218 220V219H217ZM235 220V219H234ZM233 220V221H234ZM100 221V222H101ZM219 221V220H218ZM220 221H221V219H220ZM219 221V223L220 224H218V225H216V227L214 226V235L213 236H218V237H221V236H228V238H229V235H230V233L228 234V231L230 232L231 231V233H232V231L233 230H229L228 229V226H226V227H223V225H221L222 224V222H220ZM232 221V222H233ZM255 221V220H254ZM87 222H89V225L87 224ZM167 222V221H166ZM174 222V221H173ZM224 222V221H223ZM138 223H140V224H142V225H140V224H138ZM146 223V224H145ZM160 223V222H159ZM207 223V222H206ZM230 224H231V221L229 222ZM235 223V222H234ZM234 223H232V225H234ZM263 223V222H262ZM143 224L144 225H146V226H143ZM158 224V223H157ZM164 224V223H163ZM194 224V225H193ZM214 224H215V222H214ZM229 224V225H230ZM97 227H96V226ZM162 225V224H161ZM191 225L193 226V227H191ZM211 225V224H210ZM220 225V226H219ZM238 225V224H237ZM28 226L30 227L29 229L30 230H28ZM90 226V227H89ZM141 226V227H140ZM157 226H159V225H157ZM163 226V225H162ZM167 226V225H166ZM182 226V225H181ZM196 226V225H195ZM207 226H209V225H207ZM219 226V227H218ZM225 226V225H224ZM231 226V225H230ZM93 227V229H91ZM160 227V226H159ZM185 227V226H184ZM199 227H198V229H197V232H199L198 230H200L199 229ZM259 227V226H258ZM160 228H162V227H160ZM182 228V227H181ZM195 228V227H194ZM197 228V227H196ZM208 228V227H207ZM206 228V229H207ZM213 228V227H212ZM216 228V229H215ZM230 228V227H229ZM233 228V227H232ZM235 228H237V227H235ZM246 228V227H245ZM250 228V227H249ZM208 229H210V227L208 228ZM228 229V230H227ZM264 229V228H263ZM262 229V230H263ZM76 230H79V232L77 233V231ZM196 230V229H195ZM212 230V231H213ZM76 231V232H75ZM238 231V232H237ZM247 231V230H246ZM252 231V230H251ZM165 232V234H164V236L162 237V238H159V237H157L156 235H157V233L160 235L161 233H164ZM197 232H196V234H197ZM205 232V231H204ZM248 232L249 231H247V234H248ZM194 233V232H193ZM200 233V232H199ZM198 233V234H199ZM251 233V232H250ZM181 234V235H180ZM191 234H192V232H191ZM197 234V235H198ZM261 234V233H260ZM256 235V234H255ZM162 236V235H161ZM180 236V237H179ZM192 236H194L193 234H192ZM200 237H201V235H199ZM211 236H212V234H211ZM231 236V235H230ZM258 236V235H257ZM208 237V236H207ZM199 238V237H198ZM255 238V237H254ZM261 238V237H260ZM207 239V238H206ZM213 239V238H212ZM229 239H233V237L231 238H229ZM233 239V240H234ZM262 239V238H261ZM181 240H182V242L184 243V244H186V242L189 244V246H188V244H187V246L188 247H190L192 244H194L192 247L193 248H196L197 249V247H198V249H199V246L197 245V244H200L201 246V248H202V253L200 254V253H198V254H200L199 255V257H198V255L197 256H195V255H192L191 253L193 252L192 250V252L190 251H188V252H186V253H184L185 251H187V250H185V251H183V253H182V251H181V249H179V248H184V246L186 247V245H184V246H180L181 245ZM255 240V239H254ZM258 241V240H257ZM231 242V241H230ZM264 242V241H263ZM262 243V242H261ZM210 244V243H209ZM216 244H218V243H216ZM183 245V244H182ZM196 245H197V247H196ZM258 245H261L260 243L258 244ZM12 246L13 247H15V246H18V248L20 247V250L19 251H14L15 253H12L11 252V250H9L10 248H12ZM243 246H244V248L246 249V252H244V253H242L241 252V249H243ZM187 247V248H188ZM17 248V247H16ZM192 248V249H193ZM200 248V249H201ZM189 249H191V247L189 248ZM181 251V252H180ZM262 251H264V249L262 250ZM261 251V252H262ZM160 252V253H159ZM205 252V253H204ZM146 254V256H147V254L148 253H151V254H148V256H150V257H144L143 256V254ZM204 253V254H203ZM131 254V255H130ZM132 254H134V256L135 257H133L132 258ZM160 254V255H159ZM203 254V255H202ZM127 255V257L128 256H130V258L131 259H127L126 258V262H125V260H123L124 262L123 263H119L120 261H118V259H122V256H126ZM195 256V257H194ZM264 257V256H263ZM262 259V258H261ZM264 259V258H263ZM262 261V260H261ZM218 262H216L217 264H218ZM251 262V263H250ZM215 263V264H216ZM261 263H263V262H261ZM260 262H259V264H261ZM264 264V263H263Z\"/></svg>","mask_w":264,"mask_h":264}]
</instances>
